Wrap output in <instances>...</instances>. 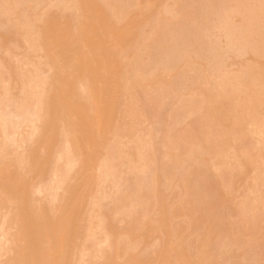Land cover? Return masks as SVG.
<instances>
[{"label": "bare ground", "instance_id": "bare-ground-1", "mask_svg": "<svg viewBox=\"0 0 264 264\" xmlns=\"http://www.w3.org/2000/svg\"><path fill=\"white\" fill-rule=\"evenodd\" d=\"M50 1V0H49ZM62 1V0H61ZM82 1V0H81ZM79 1V2H81ZM94 1V0H93ZM122 1V0H120ZM131 1V0H130ZM130 1H127L128 3ZM174 1V0H173ZM197 1V0H196ZM202 1V0H201ZM205 1V0H204ZM213 0L210 1V3L213 5L214 3H212ZM241 0H239L240 2ZM245 1V0H242V2ZM248 3H250L251 5V2H249L248 0H246ZM254 1V0H253ZM260 2L258 6H256V3L257 2ZM2 2V1H1ZM0 2V3H1ZM24 2V1H22ZM54 2V1H53ZM66 2V1H65ZM70 2V1H68ZM78 2V1H76ZM83 2H85L84 4H86L84 6L83 4V11L82 12H85L83 13L84 16L83 18L81 17H78L79 21H76L78 23H80L81 25L78 26L77 30L73 29L72 31L69 30L71 29V26L69 28L65 27V25L67 24H63V26L65 27L63 29V26L62 29H58V25H60V23H57L55 24V21L57 20H51V18H48L50 21H46L48 22L47 24H43L42 27L40 30L43 32L42 35H45L44 37H46V39L44 40V38L40 39L39 40L41 42H43L44 40V44L46 43V46H47V49H48V54L46 55H49V60H50V64L52 65V70H51V67L49 68L51 71L49 72V79L46 83V85L43 87V93H41L40 95L38 94V98L40 96V100L36 101V96L37 94H34L31 93L30 95V92L29 90L32 89V88H29V85H33V84H29L28 83H32L33 81L29 80L28 81H24L23 84L21 83H18L17 84V88L20 90H18L17 88V91L16 92H12L10 90V87H9V82L8 81V84H5V82L7 83L6 80H9V77H4L2 75V71L0 70V152H2V155L0 154V207L1 208H4L2 209V213H3V216H1V220H0V259L1 257H3L1 260H0V264H75V261L77 260L78 258V262L76 264H85L87 262H85V260L87 259H82L83 257L85 258V256H89L91 253H89L91 250H89L90 248L94 247L95 245L92 246V244H95L96 242L100 241V240H97L96 242L93 243L92 240V244L89 245V242L87 244V242L84 240V238L88 239V235H86L84 232L86 230L87 227H85V230L83 228V214L85 212L84 208H85V203H86V196L88 194V189H91L89 182L91 180L90 178V170H91V167L95 166V164L97 163L96 159L97 157L99 156V153L101 152L100 149H101V146H102V142H104V132L106 131V128H108V123H109V110H110V105H111V101L109 100H112L114 94H115V84H116V64L114 62V57L113 56H116L113 55L114 53L112 51H114L112 49V51L110 50L111 46L114 45V43H111L112 41H116L119 36H121V34H118V33H121V31L119 32L117 29H115V27L113 28L111 25L109 26L108 23L107 24H103L101 22V14L99 13V11H97L94 6V2H90L88 0H84ZM82 2V3H83ZM111 3L114 4V1H109ZM116 2L119 3V1L116 0ZM115 4H118L116 3ZM125 2V1H123ZM132 2V1H131ZM157 2V1H156ZM199 1H197L198 3ZM206 2V1H205ZM222 2V1H221ZM256 2V3H255ZM8 3V2H7ZM11 3V0L10 2ZM8 3V4H9ZM35 3V2H34ZM44 3V2H43ZM46 3V2H45ZM121 3L120 2V6H121ZM127 3V4H128ZM200 3V2H199ZM198 3V5H199ZM208 3V2H207ZM205 3V4H207ZM220 3V2H219ZM27 4V3H26ZM60 4V3H58ZM66 3H64V6ZM68 4V3H67ZM92 4V5H91ZM194 4V3H193ZM201 4V3H200ZM240 4V3H239ZM2 5V4H1ZM123 5H125L123 3ZM157 5V4H156ZM197 4L195 3V7ZM204 5V4H203ZM211 5V6H212ZM220 8L222 7L224 9V12L223 13H217V12H214V6L213 7V10H205V15L208 17V22L210 21H216L217 25H211L210 23H208L207 25H204V26H200V25H203V23L201 24V21H198L200 22V25H198L197 21L194 22L195 18L192 20V18L190 16L187 15L186 19L188 18L189 21H191V23L193 24H196L198 25L196 27V29H194V25L191 27L190 25H187L189 27H185L183 28L184 29V32H185V35L182 37V36H179V32L177 33V35L180 37L178 39V41L176 42H173V43H170L169 44V41L168 43L166 42L165 44H167V53L169 54V56L171 57L170 61L173 63L171 64V62L169 63L168 65V62H169V59L167 60L168 62H166L165 60L168 58L167 56L168 55H165L164 52H161V54L163 53V57H166L164 58L165 60L162 61L163 58H158V57H154L155 59H158V60H154L153 63H155V61H159L161 60V62H164L163 65L166 64L168 65L167 67H170L172 66L173 68L175 67L176 70H177V67H176V64L178 66V73H180L179 75L181 76V78L185 80H190V81H194V80H203V78H207V79H213L215 81H208L207 83L205 84H208L209 82V86L207 85L208 87V90L212 93V96H211V93H207V94H210V96L212 97H209L211 98L210 100H206V102H210L208 103V106L211 107V111H209V114L208 116H206V114H202V115H205L207 118H201V119H197L195 117H192V118H195L194 121L195 122H192L194 124V126L192 125V128H196L193 132L197 133V129H198V134L196 136L199 137V142H200V138L203 136L205 138H207L206 142L208 144H206L205 148L207 151H209L210 153L213 154V157H211V159L209 160V162L205 163V161H202L200 160V162H198L196 168H195V171H194V174L191 176V173H189L188 176L191 177V180L190 182H188V187H187V190H188V193H187V199L189 200L188 203V207H190L191 209L195 206L197 211H195L194 213H199V220L195 218L194 221H205V220H208L207 222L209 223L210 225V231H215L216 229L221 228L222 227V222L225 221V229L224 230H228L227 232L231 231V233L233 234V231L230 230V229H233L234 228H231L232 227V222H237L235 224V226H237V228H242L240 227V223L242 222H245L246 221H251V214L253 213V207L256 208L254 209L255 211H259L262 212L263 210H258L257 208H259L258 206L256 207L255 205L253 206L252 203V200L251 201H248L250 200L251 196L249 197V195L247 196V193H246V189L248 188H252L251 186L252 185V182L254 180V185H255V182L257 181L258 184L260 185H263L264 183V177H261L259 173V170H260V167H261V163H260V156H258L259 154L257 152L254 151L253 153V150L250 154H247L245 155L243 152L241 151H244L245 147L247 148L249 145L254 146V148L251 146V148L255 149L256 146H258V148L256 147V150H258L259 148L260 149H263L264 148V56L262 58V61H258V60H253V61H245L244 62H247L246 64L244 63V65L242 67H240V70L236 71V72H229V71H226L224 69H222V66L224 63L223 61V64L220 65V69L223 70H219L217 71V68L219 67H215L214 65H218L220 63L221 60H223V58L225 57L224 55L228 52H237V51H244V49H250L251 52L254 51L255 53L257 52L259 55L262 54L264 55V14H257V15H253V12L257 13V12H263L261 11V9L263 10L264 9V0H255L254 1V4L251 5V9H249V7L247 6L246 8H248L249 10H246L245 11V7L244 11H243V14L241 16L243 17H240V20L241 22L240 23H237L235 24L236 20L234 21V24L233 22H229L230 18L227 16V13L226 12V17L228 18H225L224 16V13L225 11L227 10L226 7H224V3H223V6H222V3L219 4ZM226 5H228L226 3ZM225 5V6H226ZM247 5V3H246ZM4 6V4H3ZM30 6V5H29ZM116 5H114L115 7ZM129 6V5H127ZM127 6H125L127 8ZM149 6V5H148ZM210 6V5H208ZM218 6V4L216 5ZM215 6V7H216ZM7 7V6H6ZM68 7V6H67ZM78 7V6H77ZM86 7V8H85ZM104 7V6H103ZM111 7V6H110ZM124 6H122L123 8ZM137 7V6H135ZM199 7H201L202 9V5H199L197 8L200 9ZM206 6H204L205 8ZM8 8V7H7ZM18 8V6H17ZM45 8V7H44ZM51 8V6H50ZM66 8V7H65ZM109 8V7H108ZM117 8V7H116ZM120 8V9H122ZM221 8V9H222ZM237 8V5L236 4H233L231 6V9H235ZM241 8V7H240ZM10 9V8H9ZM21 9V8H18L17 9V12L18 10ZM87 9V10H86ZM125 9V8H124ZM137 9V8H136ZM200 9V11H201ZM218 10L219 11H222V10ZM2 10V9H0ZM56 10V9H55ZM79 10V9H78ZM113 10V9H112ZM111 10V11H112ZM118 10V9H117ZM197 10V9H196ZM216 10V11H217ZM242 10V9H241ZM3 11V10H2ZM1 11V12H2ZM96 11V12H95ZM116 10H114L113 12H115ZM125 11V10H124ZM130 11V9H129ZM133 11V10H132ZM135 11V10H134ZM233 11V10H232ZM237 11V10H236ZM88 12V13H87ZM109 12V11H108ZM204 12V11H202ZM242 12V11H241ZM239 12V13H241ZM7 13V12H6ZM15 13V12H14ZM97 13V14H96ZM125 13V12H124ZM199 13V12H198ZM234 13V12H233ZM11 15V13H10ZM14 15V14H13ZM67 15V14H66ZM99 17H98V16ZM115 15V14H114ZM118 15V13L116 14ZM192 15V14H191ZM200 15H202L200 13ZM232 15V14H231ZM229 14V16H231ZM235 15V14H234ZM237 15V14H236ZM9 16V15H8ZM17 16V14L15 15ZM13 16V17H15ZM79 16V15H78ZM103 16V15H102ZM133 16V15H132ZM193 16V15H192ZM204 16V15H203ZM48 17V15H47ZM51 17V16H50ZM68 17V16H66ZM74 17V16H73ZM76 17V16H75ZM110 17V16H109ZM112 17V16H111ZM115 17V16H114ZM121 17V16H120ZM131 17V16H130ZM129 17V18H130ZM185 17V16H184ZM190 17V18H189ZM233 16H231L232 18ZM11 18V17H10ZM9 18V19H10ZM18 18V17H17ZM57 18V17H56ZM59 18V17H58ZM83 19V20H80ZM117 18V17H116ZM119 18V17H118ZM138 18V17H137ZM235 18V16L233 17ZM238 18V19H239ZM1 19V18H0ZM3 19V18H2ZM22 19V18H21ZM55 19V18H54ZM66 19V18H65ZM70 19V18H68ZM67 19V23L68 21L71 22L70 20ZM104 19V18H103ZM110 19V18H109ZM108 19V20H109ZM113 19V18H112ZM136 19V18H135ZM184 19V18H183ZM15 20V19H14ZM133 20V19H132ZM185 20V19H184ZM183 20V21H184ZM228 20V22H227ZM11 21V20H10ZM75 21V22H76ZM82 21V23L80 22ZM233 21V20H232ZM1 22V21H0ZM3 22V21H2ZM21 22V21H20ZM99 23H102L101 25H98L97 24ZM115 22V20H114ZM144 22V21H143ZM186 22V21H185ZM239 22V21H238ZM4 23V22H3ZM14 23V22H13ZM22 23V22H21ZM62 23V22H61ZM65 23V22H64ZM77 23V24H78ZM121 23V22H120ZM183 23V22H182ZM2 24V23H1ZM69 24V23H68ZM71 24V23H70ZM73 24V22H72ZM114 24H117L116 22ZM113 24V26H114ZM144 24V23H143ZM147 24V23H146ZM184 24V23H183ZM188 24V23H187ZM5 25V24H4ZM24 25V24H23ZM25 25H26V22H25ZM45 25V27H44ZM130 25V24H129ZM128 25V26H129ZM9 26V25H8ZM132 26V25H130ZM134 26V24H133ZM132 26V27H133ZM142 26V25H141ZM19 27H20V24H19ZM18 27V28H19ZM24 27V26H23ZM44 27V29H43ZM59 26V28H61ZM80 27V28H79ZM115 29V31L112 29ZM126 27V26H125ZM68 29V30H65V29ZM117 28V26H116ZM128 28V27H127ZM139 28V27H138ZM15 29V28H14ZM17 29V28H16ZM121 29V28H120ZM172 29V28H171ZM194 29L195 31L192 33L191 30ZM9 30V29H8ZM11 30V29H10ZM117 30V31H116ZM146 30V29H145ZM164 30V29H163ZM173 30V29H172ZM6 31V30H5ZM15 31V30H14ZM19 31V30H18ZM35 31V30H34ZM33 31V33H34ZM75 31V32H74ZM130 31V29H129ZM165 31V30H164ZM10 32V31H7V33ZM13 32V31H12ZM27 32V31H26ZM38 32V31H37ZM73 32V33H72ZM118 32V33H117ZM174 32V31H173ZM173 32L171 33V35H174ZM4 33V32H3ZM1 33V34H3ZM28 33V32H27ZM113 33H116L115 35H117L116 37H118L116 39V37H113ZM0 34V35H1ZM5 34V33H4ZM24 34V33H23ZM32 33H30L29 35H31ZM35 34V33H34ZM170 34V33H168ZM181 34H184V33H181ZM10 35V34H9ZM25 35V34H24ZM23 35V36H24ZM37 35V33H36ZM2 36H5V35H2ZM6 36H8L6 34ZM109 36V40H111V42L107 39V37ZM111 36L113 38H111ZM175 36V35H174ZM15 37V36H14ZM29 37V36H28ZM172 37V36H171ZM170 37V38H171ZM6 38V37H5ZM17 38V37H16ZM42 38V37H41ZM169 38V39H170ZM2 39V38H1ZM0 39V40H1ZM4 39V38H3ZM2 39V40H3ZM27 39V38H26ZM112 39H115V40H112ZM173 39V37H172ZM23 40V39H22ZM106 40L111 43L109 45V43H105ZM25 41V40H24ZM39 41V42H40ZM127 41V40H126ZM164 41V40H163ZM171 41V40H170ZM1 42V41H0ZM6 42V41H5ZM8 43V42H7ZM26 43V42H25ZM29 43V42H28ZM37 43V42H36ZM104 43V44H102ZM116 43V42H115ZM22 44V43H21ZM43 43H41L42 45ZM43 44V45H44ZM101 44V45H100ZM3 45V44H1ZM109 45V46H107ZM4 46V45H3ZM28 46L30 47V44H28ZM45 45L42 46V47H46ZM103 46V47H102ZM155 46H157L155 44ZM188 46V47H187ZM189 46H190V49H189ZM192 46V47H191ZM110 47V48H108ZM128 47V46H127ZM18 48V47H17ZM25 48V47H24ZM31 48V47H30ZM35 48V47H34ZM44 48L42 49V51L44 50ZM158 48V46H157ZM156 48V49H157ZM187 50H185V49ZM47 49H45V51H47ZM152 49V48H151ZM161 49V48H159ZM5 50V48H4ZM26 50V49H25ZM30 50V49H29ZM248 50V51H250ZM20 51V50H19ZM31 51V50H30ZM158 51V50H157ZM162 51V49H161ZM188 51V52H187ZM197 52L199 54H196V57L197 59H203V57H205L203 60L205 61L206 59V62L208 63L207 65L209 66V64H213L215 61L216 62H219L218 64L217 63H214V68H216V72H215V69H213L212 72L211 69L213 68H210L209 66V70L207 71V67L206 68H203L202 65L198 66L199 63L197 61V63L195 62L196 60H194V62L192 61H188L187 60V57H191V56H187L190 54V52ZM241 51V52H242ZM247 51V52H248ZM3 52V51H2ZM25 52V51H24ZM118 52V51H117ZM160 52V50L158 51V53ZM246 52V51H245ZM42 53V52H41ZM47 53V52H45ZM186 53H189V54H186ZM147 54V53H146ZM161 54H159L160 56H162ZM192 54V53H191ZM9 55V54H8ZM13 55V53H12ZM32 55V54H31ZM45 55V54H43ZM45 55V56H46ZM127 55V54H126ZM125 55V56H126ZM156 55V54H154ZM203 56V57H199V56ZM244 55V54H243ZM255 55V54H254ZM257 55V54H256ZM262 55L260 57H262ZM18 56V55H16ZM41 56V55H40ZM3 57V56H1ZM199 57V58H198ZM242 57V56H241ZM250 57V56H249ZM255 57V56H254ZM10 58V56L8 57ZM12 58V56H11ZM16 58V57H15ZM44 58V57H43ZM129 58V57H128ZM153 58V57H152ZM246 58V57H245ZM256 58V57H255ZM259 58V57H258ZM192 59V58H191ZM196 59V58H195ZM226 59V58H225ZM224 59V60H225ZM261 58H259L260 60ZM7 60V59H6ZM21 60V59H20ZM14 61V60H13ZM17 61V60H16ZM28 62V60H26ZM148 60L146 59V62ZM227 61V60H225ZM243 61V60H242ZM257 61V62H255ZM4 62V61H3ZM18 62V61H17ZM22 61H19V64L21 63ZM27 62L23 63V64H26L27 65ZM175 62V63H174ZM206 62H204L206 64ZM8 63V62H7ZM114 63V64H113ZM150 62L148 61L147 64H149ZM153 63H151V66L153 65ZM195 63V64H194ZM2 64V62H1ZM13 64V63H12ZM21 64V65H23ZM29 64V63H28ZM120 64H122L120 62ZM165 64V65H166ZM171 64V65H170ZM175 64V65H174ZM197 64V65H196ZM235 64V63H234ZM35 65V64H34ZM132 65V64H131ZM150 65V64H149ZM157 65V64H156ZM155 65V66H156ZM164 65V66H165ZM236 65V64H235ZM238 65V64H237ZM4 66V65H3ZM2 66V67H3ZM7 66V64L5 65V67ZM14 66H16L14 64ZM30 66V65H29ZM28 66V67H29ZM38 66V65H37ZM44 66V65H43ZM144 66V64H143ZM143 66H140L141 68ZM160 66V65H159ZM224 66V65H223ZM13 67V65H12ZM18 67V65H17ZM16 67V68H17ZM40 67V66H39ZM136 67V66H135ZM145 67V66H144ZM143 67V69H144ZM147 67V66H146ZM145 67V68H146ZM163 67V66H162ZM161 67V68H162ZM167 67L165 66V69H167ZM237 67V66H235ZM8 67L5 68V70L7 69ZM23 68V67H22ZM20 68H17V70L19 69H22ZM26 68V67H24ZM32 68V67H31ZM153 68V66H152ZM152 68L150 67V69L152 70ZM15 69V68H14ZM40 69V68H39ZM38 69V70H39ZM149 69V68H148ZM154 69V68H153ZM170 69V68H169ZM27 69H25L24 71L26 72ZM35 70V68H34ZM33 68L32 70H30L31 72L34 71ZM44 70V69H43ZM42 70V71H43ZM123 70V69H121ZM138 70V69H137ZM145 70V69H144ZM168 70V69H167ZM9 71V70H8ZM16 71V70H15ZM20 71V70H19ZM153 71V70H152ZM212 73H210V72ZM21 72V71H20ZM23 72V71H22ZM31 72H29L30 74H32ZM37 72V70H36ZM38 76L39 74L41 73L40 71H38ZM44 72V71H43ZM46 72V71H45ZM44 72V73H45ZM48 72V71H47ZM122 72V71H121ZM148 72V70H147ZM155 72V70L153 71ZM162 72V71H161ZM13 73V72H12ZM16 73V72H15ZM14 73V74H15ZM35 73V71H34ZM33 73L32 75V80L33 79H36L34 77H37V75H35ZM44 73H41V74H44ZM152 73V72H151ZM8 74V73H7ZM10 74V73H9ZM18 74V73H17ZM21 74V73H20ZM28 74V73H27ZM26 74V76H27ZM48 74V73H47ZM159 74V73H158ZM173 74V73H172ZM22 75V74H21ZM20 75V76H21ZM152 75V74H151ZM25 76V77H26ZM29 76V75H28ZM43 76V75H42ZM41 76V77H42ZM45 76V75H44ZM160 76V74H159ZM171 76V75H170ZM31 76H29L30 78ZM150 77V75H149ZM172 77V76H171ZM22 78V77H21ZM27 78V79H29ZM152 78V77H151ZM150 78V79H151ZM153 78H155L153 76ZM159 78V77H158ZM170 78V77H169ZM215 78V79H214ZM11 79V78H10ZM160 79V78H159ZM165 79V78H164ZM171 79V78H170ZM207 79H204L203 81H207ZM26 80V79H25ZM37 80H41L40 77H37ZM45 80V79H44ZM149 80V79H148ZM12 81V80H11ZM150 81V80H149ZM152 81V79H151ZM159 81V80H158ZM162 81V80H161ZM161 81H160V84H161ZM172 81V80H170ZM174 81V79H173ZM175 81H177L175 79ZM174 83L172 82H169L170 83V86L172 84H174L175 86V83L177 84L178 86V81ZM18 82V81H16ZM28 82V83H27ZM41 82V81H40ZM154 82V81H153ZM165 82V81H164ZM180 82V81H179ZM187 82V81H186ZM201 82V81H200ZM27 83V84H26ZM36 83V80L35 82ZM166 83V82H165ZM181 83H183V80H181ZM203 83V82H201ZM12 84V87H13V84L15 85V83H11ZM37 84H35V86L37 87ZM154 84V83H153ZM152 84V86H153ZM190 84H193V83H190ZM195 84V83H194ZM21 85H28V95L31 97V96H34L36 95L34 98H32L33 100H35L37 103L35 104V107L36 108V111L39 110V114H36L34 112H32V109H28V110H25L27 109L26 107H24L25 105L22 103V102H25V104L27 103L26 102V96H28L26 94V92L24 93L25 97H24V100H22L23 98L20 97L21 94L23 95V93L20 94V92L22 91L21 88L19 86ZM40 85V84H39ZM74 85V86H73ZM156 85V84H155ZM189 85V84H188ZM196 85V84H195ZM16 86V85H15ZM14 86V87H15ZM161 86V85H160ZM166 86V85H165ZM176 86V87H177ZM192 86V85H191ZM42 87V86H40ZM157 87V86H156ZM173 87V86H172ZM181 87V86H180ZM179 87V88H180ZM193 87V86H192ZM196 87V86H195ZM25 88V87H24ZM23 88V89H24ZM35 88V87H34ZM39 88V87H38ZM164 88V87H163ZM184 88V87H183ZM15 89V88H14ZM81 89H84L86 91V94H89V98H88V102L84 103L81 101V92L80 90ZM158 89V88H157ZM165 90H167V86L164 88ZM173 89V90H172ZM172 89H169L171 90L172 92L174 91L175 89V92H177L176 89L178 88H172ZM181 89V88H180ZM191 89V88H189ZM13 90V89H12ZM162 90V89H161ZM160 90V91H161ZM195 90V89H194ZM198 90H199V87H198ZM25 91V90H24ZM35 91V90H34ZM160 91H158L157 94L161 93ZM179 91V90H178ZM182 91V90H181ZM196 91V90H195ZM37 92V91H36ZM39 93V92H37ZM178 93V92H177ZM181 93V92H179ZM193 94L195 93L194 91L192 92ZM20 94V96L18 95ZM34 94V95H32ZM135 94V93H134ZM164 94V93H161V95ZM166 94H167V91H166ZM166 94H164V97L166 98ZM137 95V94H136ZM182 95V94H180ZM186 95V94H185ZM201 95V94H200ZM149 96V95H148ZM147 96V97H148ZM156 96V95H155ZM159 96V95H158ZM157 98L160 99L159 102H162L161 101V98L163 99V96H159ZM192 96H195V100L194 98H191V100H193L192 102H194V105H196L197 107L200 106V101L198 100V98L196 99V94L192 95ZM202 96V95H201ZM29 97V98H30ZM187 97H189L187 95ZM205 97V95H204ZM21 98V99H19ZM30 98V99H31ZM174 98V97H173ZM185 96H184V100H185ZM190 98V97H189ZM149 99V98H148ZM32 100V101H33ZM135 100V99H134ZM157 100V99H156ZM166 100V99H165ZM173 100V99H172ZM190 100V99H189ZM188 100V101H189ZM190 100V102H191ZM30 101V100H29ZM40 101V102H39ZM148 101V100H147ZM157 101V102H158ZM164 101V99H163ZM167 101V100H166ZM199 101V102H198ZM34 102V101H33ZM138 102V101H137ZM145 102V101H144ZM158 102V103H159ZM187 102V101H186ZM197 102V104L195 103ZM164 104V102H162ZM200 103V104H199ZM204 103V102H203ZM34 104V103H33ZM38 104V108H37V105ZM143 104V103H142ZM148 104V103H146ZM149 104H150V101H149ZM186 104V103H185ZM187 104H189V102H187ZM207 104V103H206ZM212 104V105H211ZM139 105V104H138ZM205 105V103L200 106L201 108ZM215 105H218V108L214 107ZM27 107L29 106H33L32 104L31 105H27ZM148 106V105H147ZM156 105H154L153 107L155 108ZM169 106V105H168ZM195 106V107H196ZM208 110L209 107L207 105H205ZM204 106V108L206 109V107ZM220 106V107H219ZM146 107V106H145ZM171 107V105H170ZM169 107V108H170ZM200 107L198 109H200ZM21 108H24L22 111H17L16 109H21ZM129 108V106H128ZM152 108V111L153 109ZM160 108H165V107H160ZM168 108V107H167ZM214 108V109H213ZM141 109V108H140ZM148 109V108H147ZM151 109V108H150ZM149 109V111H150ZM205 109H203L205 111ZM142 110V109H141ZM144 110V109H143ZM155 110H159L158 108ZM172 110V109H171ZM175 110V109H174ZM173 110V111H174ZM206 109V111H208ZM136 111V110H135ZM161 111V110H160ZM172 111V113H173ZM177 111V109H176ZM175 111V112H176ZM140 112V111H139ZM151 112V111H150ZM150 112L148 114V116L150 115ZM154 112V111H153ZM159 112V111H158ZM38 113V112H37ZM152 113V112H151ZM157 113V112H156ZM160 113V112H159ZM167 113H169L167 111ZM183 113V112H182ZM144 114V112H143ZM164 114V113H163ZM162 114V115H163ZM166 114V113H165ZM163 115L162 118H164V116L166 115ZM179 114V112H178ZM177 114V115H178ZM211 114V115H210ZM158 115V114H157ZM181 115V113H180ZM200 115V114H199ZM138 116V114H137ZM145 116V115H144ZM155 116V115H154ZM161 116V115H160ZM176 116V115H175ZM182 116V115H181ZM180 116V117H181ZM204 116V117H205ZM151 117V116H150ZM172 118H174L173 114L171 116ZM178 117V116H177ZM186 117V116H185ZM199 117V116H198ZM142 118V117H141ZM149 117H146L145 119H147ZM156 118V116H155ZM162 118L159 117V120L161 122ZM167 118V116H166ZM225 118L227 120H229V123H228V126L225 127L226 125L224 126H221V123L223 122L222 119ZM152 119V118H151ZM150 119V120H151ZM181 119H185V118H181ZM38 120H40L38 122ZM142 120V119H141ZM149 120V121H150ZM173 120V119H172ZM171 120V121H172ZM177 120V118H176ZM178 120H179V117H178ZM175 121L177 124H179L178 122L180 121ZM224 120V119H223ZM36 121L39 123L37 125ZM152 121V120H151ZM154 121V120H153ZM183 121V120H182ZM193 121V120H192ZM222 121V122H221ZM226 121V120H225ZM231 121V122H230ZM23 122H26L25 124H29L28 125V129H26V132L28 131V134L29 135V139L28 137L26 139L30 140L31 142L27 145V147L24 148L23 150V153L21 154L20 151L16 150L17 147H20L21 146V142L22 140L24 139L23 137H25L24 135V132L22 133V130H23V126H22V123ZM147 122V120H146ZM156 122V121H155ZM159 122V123H160ZM191 122V121H190ZM164 123V122H163ZM185 123V122H184ZM224 123V122H223ZM24 124V123H23ZM165 124V123H164ZM163 124V125H164ZM168 124V123H166ZM181 124V122H180ZM186 124V123H185ZM26 125V127H27ZM162 125V126H163ZM189 125V124H188ZM176 126V124H175ZM182 126V125H181ZM180 126V127H181ZM185 126V125H184ZM177 127V126H176ZM175 127V128H176ZM179 127V125H178ZM190 127V126H189ZM189 127H186L185 129L187 130V128ZM160 128V127H159ZM158 128V129H159ZM184 128V127H183ZM141 129V127H140ZM149 129V128H148ZM125 130V129H124ZM124 130L123 133H124ZM147 131V129H145ZM152 130V129H151ZM185 130V131H186ZM150 130H148L149 132ZM166 131L167 128H166ZM192 131V130H191ZM152 131H150L151 133ZM176 133H174L172 136L175 138V142L173 143L172 142V146L174 147H178L180 148L181 151H188L190 152V149H192L190 147V145L193 144V142L195 141V139H197V137L195 136V133L193 135H191L190 133H187L189 135H184V134H181L180 132V129L178 131L175 130ZM129 133V132H128ZM133 133V132H131ZM145 133V132H144ZM149 133V134H150ZM168 133V132H167ZM184 133V132H183ZM130 134V133H129ZM136 135V133H134ZM132 134V135H134ZM141 134V133H140ZM148 134V135H149ZM154 134V133H153ZM152 134V136H153ZM58 135V136H57ZM125 135V133H124ZM134 135V136H135ZM145 135V134H144ZM147 135V136H148ZM167 135V134H166ZM191 135V136H190ZM123 136L120 135V137ZM127 136V135H126ZM143 136V135H142ZM146 136V135H145ZM162 136V135H161ZM171 136V138H172ZM201 136V137H200ZM256 136V137H254ZM125 136H123L124 138ZM154 137V136H153ZM202 137V139H204ZM128 138V137H127ZM136 137H134L135 139ZM138 138V136H137ZM141 138V137H140ZM147 138V137H146ZM151 138V137H150ZM148 138V139H150ZM163 137H161L162 139ZM120 139V138H119ZM144 139V137H143ZM169 139V140H168ZM112 141V139H110ZM131 140V139H130ZM137 140V139H136ZM136 140H133V141H136ZM153 140V138L151 139ZM168 142H171V139L170 137L166 139ZM204 140V141H205ZM121 141V140H120ZM128 141V139H127ZM138 141H139V138H138ZM141 141V140H140ZM143 141V140H142ZM141 141V142H142ZM147 141V140H146ZM144 140V143L146 142ZM193 141V142H192ZM255 141V142H254ZM61 143V146L63 147V149L65 150L64 153L63 152H60L61 149H59V146L56 147L57 149H59L57 151L56 148H54L57 143ZM107 142V141H106ZM109 142V141H108ZM126 142V141H125ZM139 142L140 144H142V146L138 145L137 147V150L136 152L139 150V148L142 150V148L144 147V145H146L148 143V146H149V141L147 143H145L143 145V143ZM163 142V141H162ZM177 142V144H176ZM192 142V143H191ZM197 142V141H195ZM130 143V142H128ZM138 143V142H137ZM136 143V144H137ZM151 143V142H150ZM154 143V142H153ZM156 143V141H155ZM191 143V144H190ZM159 144V143H158ZM157 144V145H158ZM164 144V143H162ZM171 144V143H170ZM174 144V145H173ZM190 144V145H189ZM198 144V143H197ZM196 143L192 145V147L195 145H197ZM200 144V143H199ZM110 145L109 149H112L114 146L113 144H108ZM108 145H107V148H108ZM112 145V146H111ZM165 145V144H164ZM11 146V148H10ZM54 146V147H53ZM122 146H123V143H122ZM152 145H150L149 147H151ZM159 146V145H158ZM170 146V147H172ZM190 148H189V147ZM198 146V145H197ZM196 146V147H197ZM203 146V145H202ZM61 147V148H62ZM104 147V145H103ZM112 147V148H111ZM116 147V146H115ZM124 147V146H123ZM122 147V148H123ZM126 147V146H125ZM136 147V146H135ZM154 147V146H153ZM204 147V146H203ZM240 147H241V151H240ZM8 148H10L12 151L14 150L15 152L17 151L18 153H15V154H18L17 155V158L13 160V156H12V160L10 159V161L8 160L9 158L5 155L6 157V160L1 157V156H4L3 154H6L4 153V151L6 152V150H8ZM157 148V147H155ZM189 148V149H188ZM201 148V147H200ZM250 148V147H249ZM6 149V150H5ZM62 149V150H63ZM118 149V148H117ZM115 149V150H117ZM158 149V148H157ZM175 149V148H174ZM196 148L192 149V150H195ZM150 150V149H149ZM68 151V152H67ZM70 151L73 152L74 156H75V159L71 156V155H68L67 153H69ZM100 151V152H99ZM111 151H114L113 149ZM119 151V150H118ZM117 151V153H118ZM131 151V150H130ZM197 151V150H196ZM204 151V149H203ZM264 151V149H263ZM9 152V150H8ZM120 152V151H119ZM127 152V151H126ZM126 152H122V154L126 153ZM142 152V151H141ZM140 150L139 152H137V155H139L138 153H140V155L142 156L143 153H141ZM150 152V151H148ZM156 152V150H155ZM177 152V151H176ZM187 152V153H188ZM241 153H243L245 156H241ZM10 153V152H9ZM106 153V152H105ZM114 153V152H113ZM175 153V152H174ZM173 153V154H174ZM178 153V152H177ZM186 153V152H185ZM108 156H110V154L112 153H106ZM115 154L114 153V156H110V160L114 158H116L117 156L120 157V153L119 155H117L115 157ZM160 154V152H159ZM172 154V153H171ZM8 155V154H7ZM127 156V153L124 154ZM139 155V157H140ZM150 155V154H149ZM153 155V154H152ZM177 155V154H176ZM182 155V154H181ZM69 156V157H68ZM101 156V155H100ZM106 156V155H105ZM151 156V155H150ZM161 156V155H160ZM174 156V155H173ZM196 156V155H195ZM211 156V154H210ZM222 156H227V157H230L232 160L234 159H238L240 158L239 161H237V164L238 166H235V168L233 169V167L231 168V170L234 171V173H238L236 174V176H241V174H246L247 171H252V175H251V178L253 177V180L252 182L249 181L251 178H249V180H246V181H243L245 182V187L241 190H238L236 191L235 195H234V190H231L229 189V191L231 190L232 194H233V197L230 201H225L223 200L224 202H227V203H224L222 201L223 197H222V181L223 182H230V180L228 181V178H229V175H230V178L232 177H235V174L234 176H231V174H233V172L231 170H223V167L224 166V163L221 161V157ZM262 156V155H261ZM10 157V156H9ZM117 157V158H118ZM176 157V156H175ZM174 157V158H175ZM184 157V156H183ZM188 157V156H187ZM264 157V154L263 156ZM14 158H15V155H14ZM75 160L73 161L72 160ZM141 158V157H140ZM162 158V157H161ZM192 158H194L192 156ZM106 160L109 159V157L105 158ZM121 159V158H120ZM144 159V158H143ZM153 159V158H152ZM190 159V158H189ZM197 159V158H196ZM263 159V158H262ZM261 159V160H262ZM8 160V161H7ZM103 160V158L101 159ZM127 160V159H125ZM140 160V159H139ZM138 160V162H140ZM160 160V159H159ZM104 161V160H103ZM130 161V160H129ZM142 161V159H141ZM154 161V160H153ZM167 163H163L164 165L162 166V168H164L165 170H167V168H171L174 164H175V160H169L167 159ZM106 161L103 162V164L106 165V163H108V167L110 166L109 162L111 163V161H108L105 163ZM115 162V161H114ZM121 162V161H120ZM119 162V163H120ZM132 162V161H131ZM129 162V163H131ZM152 162V161H151ZM179 162V161H177ZM176 162V163H177ZM117 163V162H116ZM118 163V164H119ZM123 163V162H122ZM128 163V162H127ZM133 164H127V171H126V175H124V178H123V187L121 188V192L120 194L119 193H116L117 195L119 194L120 197H122L121 200H129V202H131V198L129 199V197H131V195L135 194V190L137 191L139 189V194L136 192L137 194V197L139 196L141 198V194L140 192L142 187L141 186H138L139 182H140V179H141V176H142V179L145 177L143 175H141L140 173H143L145 175V169H144V165L141 163V168L143 166V169L141 170H144V171H141L139 173L140 170V167H138V164L136 163V160L135 162H132ZM148 163V162H146ZM150 163V162H149ZM154 163V162H153ZM136 164L137 165V168H136ZM140 164V163H139ZM188 164V163H187ZM98 165V164H97ZM96 165V166H97ZM102 165V164H101ZM104 165V166H105ZM112 165V163H111ZM156 165V164H155ZM160 165V163H159ZM157 165V166H159ZM162 165V164H161ZM178 165V164H177ZM221 165H223L221 167ZM114 167V165H112ZM116 166V164H115ZM156 166V167H157ZM180 166V165H179ZM191 166V165H190ZM107 167V168H108ZM113 167L111 168V170L113 169ZM122 167V166H121ZM149 167V166H148ZM154 167V169L156 168ZM174 167V166H173ZM175 167H176V164H175ZM174 167V168H175ZM178 167V166H177ZM221 167V169H220ZM229 167V166H228ZM162 168H160L162 170ZM220 169V170H223V174L221 173V171L218 173L222 174L223 176L220 177V175H218L217 171L215 169ZM226 168V167H225ZM104 169V168H103ZM109 169V168H108ZM137 169V171H136ZM152 169V168H151ZM159 169V170H160ZM183 169V168H182ZM214 169V171H216L215 173H217V175L220 177V179H218L219 177L217 176L214 177V171H212ZM100 170V169H99ZM105 170V169H104ZM115 169H113V172L115 174ZM160 170V171H161ZM174 170V169H172ZM72 171V174L70 173ZM107 172H110L106 169ZM147 171V170H146ZM164 171V170H163ZM225 171L227 173H225ZM231 171V172H230ZM168 173V171H166ZM170 174L173 172V171H170ZM179 172V171H178ZM231 174H230V173ZM99 173V172H98ZM101 173H104V171ZM106 173V172H105ZM104 173V174H105ZM112 173H110L112 175ZM47 176H46V175ZM69 176L68 178L65 177L67 175ZM71 174V175H70ZM100 174V173H99ZM147 174V173H146ZM101 175V174H100ZM117 177H118V174H116ZM151 175V174H150ZM169 175V174H168ZM167 175V176H168ZM47 178H46V177ZM93 176V175H92ZM106 176V174H105ZM104 176V178H105ZM113 176V175H112ZM164 176V175H163ZM166 176V178H167ZM243 176V175H242ZM241 176V177H242ZM263 176V175H262ZM45 177V178H44ZM66 178L65 180H62V178ZM111 177V176H110ZM115 177V175H114ZM151 177V176H150ZM178 177V176H177ZM246 176H244V179H248V178H245ZM90 178V179H89ZM107 178V176H106ZM120 178V176L118 177ZM148 178V176H147ZM164 177V179H166ZM189 178V177H188ZM218 179V182H220L219 184H217V180ZM236 178V177H235ZM44 179H48V186H45L43 184V180ZM94 179V178H93ZM92 179V180H93ZM173 179V178H172ZM179 179V178H178ZM215 179V180H214ZM223 179V180H222ZM243 179V178H242ZM243 179V180H244ZM108 180V178L106 179ZM112 180H114V178H112ZM116 180V179H115ZM120 180V179H119ZM119 180L117 179V182H119ZM122 180V179H121ZM120 180V181H121ZM145 180H147L145 178ZM144 180V184L143 186L147 183L146 181ZM150 180V179H149ZM154 180V178H153ZM181 180V179H180ZM183 182H184V179H182ZM189 180V179H188ZM220 180V181H219ZM222 180V181H221ZM239 180V179H238ZM95 181V180H94ZM110 181V180H108ZM143 181V180H142ZM216 181V182H215ZM242 181V180H241ZM249 181V182H248ZM92 182V181H91ZM104 182V181H103ZM102 182V183H103ZM114 182V181H113ZM112 182V183H113ZM167 182V181H166ZM181 182V181H180ZM186 182V183H187ZM236 182V181H235ZM241 183L243 184L244 186V183ZM251 182V183H250ZM45 183V182H44ZM63 183V186L62 185H59ZM93 183V182H92ZM97 183V182H96ZM110 183V182H109ZM120 183V182H119ZM119 183H115V184H119ZM142 183V182H141ZM155 183V182H154ZM168 183V182H167ZM174 183V182H173ZM247 183L250 184V187H247ZM95 184V182H94ZM111 184V183H110ZM121 184V183H120ZM148 184H151L150 182ZM156 184V183H155ZM227 184V183H226ZM231 184V183H230ZM239 184V185H241ZM101 185V184H99ZM112 185V184H111ZM121 185V186H122ZM141 185V184H139ZM145 185V186H146ZM158 185V184H157ZM169 185V184H168ZM172 185V184H171ZM170 185V186H171ZM183 185V184H182ZM224 185V184H223ZM62 186V187H60ZM98 186V184H97ZM120 186V185H119ZM120 186V187H121ZM221 186V187H220ZM230 187L229 188H232V184L229 185ZM249 186V185H248ZM49 189H48V188ZM96 187V186H95ZM103 187V185H102ZM108 187V186H107ZM115 187V185H114ZM118 187V186H117ZM141 187V189H140ZM166 187V186H165ZM181 187V186H180ZM255 187V186H254ZM263 187V186H262ZM106 188V187H105ZM146 189V187H144ZM150 188V187H149ZM183 188V187H182ZM185 188V187H184ZM225 188V187H224ZM256 188V187H255ZM255 188H254V191H255ZM258 188V187H257ZM256 188V189H257ZM57 189L61 190L60 193L56 192ZM103 189V188H102ZM145 189L143 191H145ZM158 189H159V186H158ZM186 189V188H185ZM184 189V190H185ZM222 189V190H221ZM247 189V190H248ZM259 189V188H258ZM110 190H111V187H110ZM115 190V189H114ZM150 190V189H148ZM180 190V189H179ZM250 190V189H249ZM103 191V190H102ZM153 191V190H152ZM165 191V190H164ZM178 191V190H177ZM228 191V190H227ZM226 191V192H227ZM234 191V192H233ZM252 191V190H251ZM105 192V191H104ZM103 192V193H104ZM115 192H118V191H115ZM115 192H112V193H115ZM150 192V191H149ZM159 192V191H158ZM181 192V191H180ZM185 192V191H183ZM90 193V192H89ZM108 193V191H107ZM110 193V194H112ZM143 193V192H142ZM151 193V192H150ZM153 193V192H152ZM160 193V192H159ZM172 193V192H171ZM230 193V194H231ZM256 193V192H255ZM38 194H41V196H38ZM115 194V195H116ZM176 194V192H175ZM257 194V193H256ZM260 194V193H258ZM257 194V195H258ZM114 195V196H115ZM118 195V196H119ZM144 195V194H142ZM155 195V194H154ZM227 195V193H226ZM94 196V195H93ZM91 196V197H93ZM105 196V195H104ZM113 196V197H114ZM148 196V195H147ZM146 196V193H145V197ZM161 195H159L160 197ZM168 196V195H167ZM229 196V195H227ZM256 196V195H255ZM99 197V196H98ZM97 197V198H98ZM112 197V196H111ZM144 197V198H145ZM152 197V196H151ZM158 197V198H159ZM163 197V196H162ZM174 197V196H173ZM171 197V198H173ZM249 197V198H248ZM259 197V196H258ZM90 198V197H89ZM139 198V199H140ZM143 198V196H142ZM140 199L141 201L143 199ZM260 198V197H259ZM102 199V198H101ZM118 199V198H117ZM174 199V198H173ZM225 199V198H224ZM262 199V198H260ZM93 200H96V199H93ZM98 200V199H97ZM114 200H116L115 198H113L112 202H114ZM229 200V199H228ZM257 200V199H256ZM92 201V200H91ZM90 201V202H91ZM119 201V199L117 201H115V203H117ZM144 201L147 202L146 198L144 199ZM166 201V200H165ZM263 201V200H262ZM97 202V205H98V201H95ZM126 202V201H124ZM127 202V203H129ZM170 202V201H169ZM177 202V200H176ZM179 202V201H178ZM251 202V203H250ZM257 202V201H256ZM88 203V201H87ZM93 203V202H92ZM119 205L118 207L120 206V201L118 202ZM117 203V204H118ZM151 203V202H150ZM172 203V202H171ZM259 203V202H257ZM94 204V203H93ZM124 204V203H123ZM132 204V202H131ZM129 205L127 204L128 206H132V208L135 209V207L132 205ZM155 204V203H154ZM167 204V203H166ZM260 204V203H259ZM263 205V202L261 203ZM90 205V204H89ZM114 206L116 204H113ZM126 205V204H125ZM124 205V206H125ZM159 205V204H158ZM181 205V204H180ZM184 205V204H183ZM92 206V204H91ZM122 206V205H121ZM120 206V207H121ZM122 206L121 208L123 209ZM124 207V211L126 212V208H127V211H128V214H126L125 212V218H129L127 216H131L132 218L136 217L134 215H137L136 218H139L140 215L141 217L144 215L142 214V212L140 214H138V210H136L137 214H132L131 215V212L130 211H133L134 209H132L130 207ZM193 206V207H192ZM205 206H207L205 208ZM95 207H96V203H95ZM169 207V206H168ZM182 207V206H181ZM89 209L88 210H91L90 207H88ZM92 208V207H91ZM154 208V207H153ZM157 208V207H156ZM185 208V207H184ZM182 207V209H184ZM187 208V207H186ZM86 209V208H85ZM115 209V208H114ZM132 209V210H131ZM152 209V208H151ZM94 210V209H93ZM99 210V209H98ZM117 210L118 208L116 209V213H117ZM130 210V211H129ZM158 210V209H156ZM169 210V209H167ZM172 210V209H171ZM96 211V210H95ZM120 212L122 210H119ZM118 211V212H119ZM166 211V210H165ZM194 211V209L192 210ZM254 213H257V211ZM94 212V211H93ZM135 212V211H134ZM170 212V211H169ZM1 213V214H2ZM92 213V211H91ZM89 213V214H91ZM98 213V211H97ZM113 213V212H112ZM111 213V214H112ZM160 213V211H159ZM168 213V212H167ZM171 213V212H170ZM169 213V214H170ZM186 214H188V212H185ZM192 213V212H191ZM257 213V214H259ZM264 212L260 213L259 215L263 216ZM0 214V215H1ZM94 214V213H93ZM99 214V213H98ZM120 214V213H119ZM130 214V215H129ZM257 219H259V222L260 224L264 225V223H262L263 221L260 220V218H258L259 215H257ZM87 215V214H86ZM159 215V214H158ZM174 215V214H173ZM191 215V214H190ZM189 215V216H190ZM241 217H240V216ZM254 215V214H252ZM90 216V215H89ZM96 216V214H95ZM101 216V215H100ZM110 216V215H109ZM134 216V217H133ZM149 216V215H148ZM160 216V215H159ZM192 218H193V215H191ZM190 216V217H191ZM195 216V215H194ZM198 216V215H196ZM92 217V215H91ZM91 217H86L87 219L91 218ZM99 217V216H98ZM96 217V218H98ZM116 217V216H114ZM120 217H121V214H120ZM119 217V218H120ZM124 217V216H123ZM142 217V218H143ZM102 218V217H101ZM142 218L140 219V222L142 220ZM146 217H144L143 219H145ZM166 218V217H165ZM183 218V217H182ZM235 218V220H233ZM256 218V217H255ZM106 219V218H105ZM113 219V218H112ZM123 219V221H124ZM176 219V218H175ZM233 221H232V220ZM242 219V221H241ZM263 219H264V216H263ZM94 220V218L92 219ZM91 220V221H92ZM109 220V219H108ZM119 220V219H117ZM122 220V218H121ZM131 220V219H130ZM128 220V222L130 221ZM135 220V218H134ZM142 221V222H145V221ZM148 220V219H147ZM165 220V219H164ZM171 220V219H170ZM170 220H169V223H170ZM173 220V219H172ZM190 220H192L190 218ZM189 220V222H190ZM244 220V221H243ZM7 221V222H5ZM9 221V222H8ZM86 221V220H85ZM95 221V220H94ZM101 221V220H100ZM105 221V220H104ZM112 221V220H111ZM110 221V222H111ZM126 221V220H125ZM139 221V219H138ZM168 221V220H167ZM175 221V220H174ZM200 222H195L194 224H199L200 225ZM203 221L201 224H203ZM228 221H229V225H228ZM232 221V222H230ZM81 222V223H80ZM127 222V221H126ZM136 222V221H135ZM134 222V224H135ZM141 222V223H142ZM155 222V221H154ZM177 222V221H176ZM192 222V221H191ZM205 222L204 225L207 223ZM7 225L9 223V225L5 228L4 225L5 224ZM91 223V222H90ZM118 223V221H117ZM152 223V222H151ZM159 223V222H158ZM166 223V222H165ZM168 223V222H167ZM180 224L182 223V219H181V222H179ZM239 223V224H238ZM250 223V222H249ZM82 224V225H81ZM88 224V223H86ZM91 224H94L95 223H91ZM98 224V223H97ZM120 224V222L118 223ZM128 224V223H127ZM138 224V222H136V225ZM140 224V223H139ZM144 224V223H143ZM146 224V223H145ZM144 224V226H145ZM174 224V223H173ZM238 224V225H237ZM5 225V226H6ZM93 225V226H94ZM99 225V224H98ZM111 225V224H110ZM130 225V223H129ZM155 225V224H154ZM159 225V224H158ZM176 225V224H175ZM208 225V224H206ZM209 225H208V228H209ZM221 225V227L219 226ZM231 225V227H229ZM241 225L245 226L244 223H242ZM85 226V224H84ZM89 227V225H87ZM104 226V225H103ZM102 226V227H103ZM107 226V225H106ZM122 226V225H121ZM120 226V227H121ZM190 226V225H189ZM192 226V225H191ZM248 226V224H247ZM256 226V225H255ZM260 226V225H259ZM258 226V223H257V229H255L254 231H256V234L257 232H261L262 229H264L263 227L264 226H260L261 228H259ZM3 227L7 230H3ZM8 227L13 230L9 231ZM101 227V226H100ZM101 227V228H102ZM117 227V226H116ZM139 227V225H138ZM141 227V226H140ZM164 227V226H163ZM166 227V226H165ZM168 227V226H167ZM178 227V226H176ZM194 227V226H193ZM205 227V226H204ZM223 227H224V223H223ZM223 227L220 231H222L224 233V230H223ZM228 227V228H227ZM246 227V226H245ZM249 227V226H248ZM93 228V227H91ZM91 228H89V230H91ZM97 228V227H96ZM111 228V227H110ZM109 228V229H110ZM123 228V227H122ZM125 228V227H124ZM174 228V227H173ZM181 228V227H180ZM197 228V227H196ZM196 228H193V232L190 233L192 236H190L189 234V238L190 237H193V238H190L187 240V243L188 241H190L191 239H193L192 241L195 242V239L198 237V236H201L199 234H202V233H199L198 234V230H200L199 228H197L198 230H196ZM206 228V227H205ZM213 228V230H212ZM236 228V230H237ZM244 228V227H243ZM100 229V228H99ZM105 229V228H104ZM115 229V228H114ZM119 229V228H118ZM130 229V228H129ZM137 229V228H136ZM140 229V228H138ZM153 229V228H152ZM156 229V228H155ZM158 229V228H157ZM179 229V228H177ZM259 229V230H258ZM166 230V229H165ZM9 231V232H8ZM88 231V230H87ZM95 232H97L96 230H93ZM103 230H100L99 232H101ZM105 231V230H104ZM103 231V233H105ZM121 231V230H120ZM119 231V232H120ZM130 231L133 232V230L131 229ZM141 231V229H140ZM155 231V230H154ZM160 231V230H159ZM164 231V230H163ZM176 232V230H174ZM197 231V232H195ZM235 231V230H234ZM246 232L247 230L245 229L244 231L243 230H240V232ZM92 232V231H91ZM122 232H125V231H122ZM120 232V234L122 233ZM173 232L175 235L176 233ZM181 232V231H180ZM201 232V230H200ZM225 231V234H223V237L226 236V237H229L228 240L227 238L225 237V242L227 240L230 241L229 239L230 236H232V234L229 232V235ZM236 234H237V231H235ZM239 232V231H238ZM239 232V233H240ZM258 232V233H259ZM264 232V231H263ZM88 233V232H87ZM93 233V232H92ZM98 233V232H97ZM102 233V232H101ZM107 233V232H106ZM111 233V232H110ZM114 233V232H113ZM129 233V232H127ZM126 233V234H127ZM134 233V232H133ZM142 233V232H141ZM160 233V232H159ZM167 233V232H166ZM195 233V234H194ZM262 233V232H261ZM261 233H259L258 235L261 237ZM6 234L8 237H6ZM95 234V233H94ZM138 234V233H137ZM157 234V233H156ZM155 234V236H156ZM179 234V232H178ZM208 234V233H207ZM210 234V233H209ZM228 236H227V235ZM235 234V233H234ZM242 234V233H241ZM245 234V233H243ZM243 234H242V237H243ZM255 234V233H254ZM93 235V234H92ZM92 235H90V238L92 237ZM98 235V234H95V236ZM104 234H101V238H97L96 239H101V244H103L102 242V239L103 241H105L104 243H106L107 241L111 240L109 239L107 236H103ZM115 235V236H114ZM119 234L117 233H114L113 234V241H114V244L113 245H117V243L115 242L117 239H114L115 237H119L118 236ZM125 235V234H123ZM129 235V234H128ZM164 235V234H163ZM162 235V236H163ZM166 235V234H165ZM173 235V237L175 236ZM184 235V234H183ZM206 235V234H205ZM211 235V234H210ZM208 236V240L210 238V241L208 243H205L207 245L210 246V242L213 244L215 242H217L218 246H214L213 244V248L211 250V252L213 253H216L215 255L217 254H220L219 257H221L223 254V256H228L231 253L232 249L230 250L231 248V245L230 243L233 242V238L231 239V242L227 244H225V242L223 241V244H225V247H227L226 251L223 247V248H220V246H222L220 243H221V239L218 241V238H216L217 240L214 242L211 241V238L212 236ZM238 235V234H237ZM240 235V234H239ZM248 235V232H246V236ZM258 235H255L254 237L250 236V234L248 235V239L250 240H253L252 242H255L256 244V241L257 239L255 237H257ZM87 236V237H86ZM94 236V237H95ZM102 236L104 238H102ZM132 236V235H130ZM129 236V237H130ZM172 235H170L171 237ZM178 236V235H177ZM177 236H175L174 238H176ZM197 236V237H196ZM215 236V235H213ZM258 236V237H259ZM105 237H107V241L105 240ZM128 237V238H129ZM159 237V236H158ZM166 237V236H165ZM169 237V238H170ZM183 236H181L180 238L182 239ZM195 237V238H194ZM207 237V236H204V238ZM216 237V236H215ZM234 237V236H233ZM241 238V236H239ZM245 237V235H244ZM242 238L241 242H243V239L245 241V238ZM251 237V238H250ZM121 238V237H120ZM127 238V237H126ZM131 238V237H130ZM136 237L134 238H131L132 239H135ZM168 238V240H170ZM172 238V237H171ZM173 238V239H174ZM184 238V237H183ZM200 238V237H199ZM234 238H237L234 237ZM239 238V239H240ZM255 240H254V239ZM264 238V236H263ZM123 239V238H122ZM146 239V238H145ZM151 239V238H150ZM247 239V237H246ZM247 239V240H248ZM263 240L262 237L259 238L258 240ZM223 240V239H222ZM236 240V239H235ZM86 242L87 245L90 246V248L86 245L85 247L86 248H89V252H87V249L85 250V247H84V243ZM94 241H95V238H94ZM124 241H125V238H124ZM129 241V240H128ZM179 241V240H177ZM186 241V239H185ZM249 241V240H248ZM118 242V241H117ZM126 242V241H125ZM144 242L141 240V243ZM165 242H168L167 240H165ZM171 242V241H170ZM169 242V243H170ZM204 243L206 242L205 241H201V243ZM239 243V241H237ZM236 242V243H237ZM246 242V241H245ZM259 244H261L259 247L261 249V253L264 252V244H263V247H262V241H258ZM108 245L110 244V242H107ZM106 243V245H107ZM140 243V242H139ZM149 243V242H148ZM172 243V242H171ZM176 243V242H174ZM185 243V242H184ZM192 244V242H190ZM190 243L188 244V246H190L191 248V245ZM248 243V242H247ZM251 243V241H250ZM98 245H96V248L97 249V255H100L102 256L101 258H106L104 261L101 260V262H104L103 264H111V262H115L114 259H115V254L112 255V251L110 252V250H107L105 249V251L103 250L105 247H108V245L102 249L103 245H100V243H96ZM122 244V243H121ZM146 244V243H145ZM177 244V243H176ZM180 244L181 243V240H180ZM180 244H177L179 246V249L175 250V246L173 245V248L174 250H172L173 248L170 246L171 244H169V246L167 248L164 247V249L166 250H162V248H160L162 251H166V253H162L161 250L160 254H158L157 256L155 255L157 252H158V249H150V247L148 246V249H150V253L147 252V249H146V252L147 254H150V255H147L148 257H146L144 254L143 256H145L147 258V260L149 261H143V262H139L137 261L138 258H134V262H138L136 264H154L152 263L155 258L157 257V260H156V263L157 264H160V263H168V264H182L180 263L185 261V260H181V259H185L186 258V261L188 259V255L186 253L187 249H184L183 247L181 248L182 245ZM186 244V243H185ZM204 244V245H205ZM232 248L234 247V245L236 246L237 244H234L232 243ZM242 245L240 246H243L244 242L241 243ZM246 244V243H245ZM254 243H252L253 245ZM255 244H254V247H255ZM258 244V245H259ZM120 245V244H119ZM127 245V244H126ZM147 245V244H146ZM145 245V246H146ZM167 245V244H166ZM196 245V242L195 244ZM193 245V247H195ZM206 245V247H208ZM251 245V244H250ZM249 243L245 245L248 246V249H249ZM257 245V244H256ZM257 245V246H258ZM102 246V247H100ZM124 246V244H123ZM128 246H131L128 244ZM138 246V245H136ZM142 246V244H141ZM140 246V247H141ZM187 246V245H185ZM239 246V245H238ZM239 246V247H240ZM100 247V248H99ZM115 247V246H114ZM121 247V246H120ZM118 247V248H120ZM127 248V246H124V248ZM135 247V246H134ZM132 247V248H134ZM139 247V248H140ZM143 248L141 249L142 251L145 250V247L142 246ZM171 247V249H170ZM202 247V245H201ZM204 247V248H206ZM230 247V248H229ZM253 247L252 249V246H251V249L252 251V254L256 255L257 253L255 252H258V255L256 256H250L247 258V259H244L241 257H239L240 260H238L237 256H239L238 252H236L234 255H237L235 256L236 257V261H239L238 263H242V264H257V263H254V261H258L259 259V251H256L257 249H255ZM92 248V250L94 249ZM109 248V247H108ZM110 248H111V245H110ZM117 248V249H118ZM123 248V247H122ZM138 248V247H137ZM136 248V249H137ZM189 248V249H190ZM199 248V247H198ZM209 248V247H208ZM229 248V249H228ZM243 248V247H242ZM188 249V251H189ZM194 249V248H193ZM192 249V251H193ZM225 250V252L227 253H224V252H221V250ZM234 249V248H233ZM241 248H235L234 251H239ZM246 249V250H248ZM249 249V250H251ZM255 249V250H254ZM259 249V250H260ZM263 249V251H262ZM100 250V253H98ZM116 250V248H115ZM130 250L127 249V251ZM134 250V249H132ZM170 250V251H168ZM171 250L173 252H171ZM180 250H186L185 252H182ZM199 250V249H198ZM215 252H214V251ZM216 250L218 252H216ZM248 250V251H249ZM87 252V254H85V252ZM94 251V250H93ZM96 251V250H95ZM109 251V252H108ZM118 251V250H117ZM126 251V252H127ZM180 251V252H179ZM191 251V250H190ZM197 250H194V253L197 254L196 252ZM233 251V252H234ZM241 251V250H240ZM242 251H245L244 249H242ZM247 251H245L246 255L249 253ZM116 252V251H114ZM124 252V251H123ZM125 252V253H126ZM133 252V251H131ZM134 252H136L134 250ZM138 252H141L138 250ZM221 252V253H220ZM95 253V252H94ZM119 253V252H118ZM121 253V251H120ZM130 253V251H129ZM142 253V252H141ZM154 253V254H153ZM159 253V252H158ZM193 253V252H192ZM193 255H196L194 254ZM200 253V252H199ZM223 253V254H222ZM238 253V254H237ZM93 254V253H92ZM91 254V255H92ZM127 254V253H126ZM131 254V253H130ZM129 254V255H130ZM166 254V256L164 255ZM187 256H186V255ZM189 254V253H188ZM222 254V255H221ZM227 254V255H226ZM244 254V252L242 253ZM182 255H185L182 256ZM191 255V253L189 254V256ZM264 256V253L262 254ZM83 256V257H82ZM93 256V255H92ZM96 256V255H94ZM118 256V255H117ZM123 256H124V253H123ZM122 256V257H123ZM142 256V254H141ZM156 256V257H154ZM164 256V258H163ZM211 256H212V253H211ZM222 256V257H223ZM77 257V258H75ZM98 256L94 257V258H97ZM131 257V256H130ZM153 257V258H152ZM183 257V258H182ZM191 257H194V256H191ZM230 256L227 257V261L228 259L231 260L232 258V255L231 257L229 258ZM255 258L256 260H254L253 258ZM258 257V258H257ZM88 258V257H87ZM93 258V257H91ZM119 258V257H118ZM154 259V260H151V259ZM190 258V257H189ZM201 258V257H200ZM100 259V257H99ZM97 259V260H99ZM127 259V258H126ZM136 259V261H135ZM158 259L160 260L158 263ZM219 259V258H218ZM234 259V258H233ZM233 259L230 261V264H233L235 262H233ZM244 259V260H243ZM258 259V260H257ZM94 260V259H93ZM96 260V259H95ZM96 260V261H97ZM120 260V258H119ZM125 260V259H124ZM128 260H130L128 258ZM133 260V259H132ZM161 260H165V261H161ZM200 260V259H198ZM207 260V259H206ZM210 260V259H209ZM212 260L216 261V259L212 258ZM221 260H223L221 258ZM220 259L218 260V262L220 264H223L221 263ZM242 260V261H241ZM254 260V261H253ZM262 260V259H261ZM88 263H93L94 261H90V258L89 260H87ZM100 261V260H99ZM110 261V262H109ZM185 261V262H186ZM203 258H202V261H200L201 263L203 262ZM244 261V262H243ZM85 262V263H84ZM99 262V264L101 263ZM121 262H122V259H121ZM132 262V261H130ZM134 262H132L134 264ZM185 262H183L185 264ZM208 262H212V261H208ZM217 261L215 263H218ZM233 262V263H231ZM118 264L119 262H115V264ZM126 263V262H124ZM155 263V264H156ZM189 264H192L188 262ZM186 263V264H187ZM199 263V262H198ZM199 263V264H201ZM218 263V264H219ZM94 264H98L97 262H94ZM102 264V263H101ZM123 264V263H122ZM195 264V263H194ZM212 264V263H211ZM226 264V263H225ZM229 264V263H228ZM237 264V263H235ZM258 264H264L261 262H259Z\"/></svg>", "mask_w": 264, "mask_h": 264}, {"label": "rangeland", "instance_id": "rangeland-1", "mask_svg": "<svg viewBox=\"0 0 264 264\" xmlns=\"http://www.w3.org/2000/svg\"><path fill=\"white\" fill-rule=\"evenodd\" d=\"M2 1V2H1ZM22 1H24V2H22ZM54 1V2H53ZM66 1V2H65ZM68 1H70V2H68ZM76 1H78V2H76ZM79 1H81V0H11V3H9L10 2V0H0V9H2V10H0V34L1 33H3V34H1L0 35V39L2 38H4L3 40L1 39L0 41V70L2 71V75L4 76V77H9V80H6L7 81V83L5 82V84H8V81H10L9 82V87H10V90L13 92L14 90H16L17 91V84L18 83H21V84H23L24 83V81L26 82V81H28L29 82V80H31V81H33L32 83H28V85L29 84H33V85H29V88H32V89H30L29 90V88H28V85H21V86H19L20 87V89L23 87H25L24 89L22 88L21 90V92H20V94L21 93H23V95L21 94V96H20V94H18L20 97H22L23 99L22 100H24V93L26 92V94L28 93V90H29V92H30V95H31V93H33L34 92V94H37V96L36 95H34V94H32V95H34V96H31L32 98H34L35 96H36V101H38V100H40V96H39V98H38V94L40 95L41 93H43V87L46 85V83L45 82H47L48 81V77H49V72L52 70V65L50 64V60H49V55H46V54H48L49 52H48V49H47V46H46V43L44 44V40L46 39V37H44L45 35H42L43 33H41V32H43V30L41 31L40 29L42 28V27H40V26H42L43 24H47L48 22H46V21H50L48 18H51V20H57V21H55V24H57V23H60V25H58V29H62V27L61 26H63V24H67V25H65V27H67L68 28V26L70 25L71 26V29H69L70 28V26H69V30H73V29H75V30H77L78 28V26H80L81 24L80 23H78L77 21H79L78 19V17H81V18H83V16H84V14L83 13H85V12H82L84 9V7H83V4L85 3V2H83L84 0H82L81 2H79ZM88 1H90L91 3L92 2H94V3H92V4H94L95 6V8H97L96 10L97 11H99V13L101 14V16H100V20H101V22L103 23V24H107L108 23V25L110 26L111 24V26L114 28L115 27V29H117L119 32L121 31V33H118V34H121V36H119V38L118 37H116L117 35H115L116 33H113L114 35H113V37H116V43L114 42V41H112L111 42V40H109V36L107 37V39L111 42V43H114V45H112L111 46V48L110 47H108V48H110V50L112 51V49L114 50V51H112L114 54L113 55H115L116 54V56H113L114 57V62L115 63H117L116 64V68H117V70H116V77H117V79H116V84H115V94H114V96H113V98H112V100H109V101H111V105H110V110H109V112H110V114H109V123H108V128H106V131L104 132V142H102L103 144H102V146H101V149H100V153H99V156L97 157V159H96V161H97V163L95 164V166H93V167H91V170H90V172H91V174H90V178H91V180H90V182H89V184L90 185H92V186H90V188L91 189H88V194H87V196H86V203H85V208H84V210H85V212H84V214H83V220H81V221H83V228H84V230H85V227H87L86 228V230H85V234L86 235H88V234H90V235H92V237L90 238V235H88V239L86 238H84V240L87 242V244H88V242H89V245H91L92 244V241H93V243L94 242H96L97 240H100L101 241V239H96V237L98 238H101V234H104L103 236H107L109 239H111V240H109L107 237H105V240L107 241V239L109 240V241H107V242H110V244L108 245V243H107V245H108V247H105V245H106V243H104L105 241H103V239H102V242H103V244H101V242L100 241H98V242H96V243H100V245H103V247L102 246H100V247H102V249L105 251V249L107 248L108 250H110V252L112 251V255H114L115 253V259H114V261L115 262H119L118 264H133L132 262H134V258H138V260L137 261H139V262H143V261H146L147 260V258L146 257H148V256H146V254H147V252L148 253H150V249H152V248H154V249H160V248H162V250L164 249V247L165 248H167L168 246H169V244H171L170 246L173 248V245L175 246L174 248H175V250H176V252H177V250L179 249V247H177V246H179V245H177V244H180V240H181V243L182 244H180V245H182L181 246V248L183 247L184 249H186V248H190V246H188V244L190 243V242H192V244L190 243V245H191V248L189 249V251H188V249H187V251L186 250H180V251H182V252H185L186 251V253L188 252L189 254L191 253V255L189 256V254L187 253V255H188V259H187V261H186V258L187 257H185V255H182V256H184L185 257V259L183 258V259H181V260H185V261H183V262H185V264L188 262V260H189V262L190 263H192V264H199V263H201L200 261H202V258H203V262L201 263V264H218L219 262H218V260L220 259L221 260V258L223 259V260H221L220 262L221 263H223V264H230V261L233 259V262H235V260H236V257L235 256H237V255H234L236 252H238L237 254L239 255V256H237V258H238V260H240L239 259V257H241V259L242 258H244V259H247L248 257H249V255L250 256H256V255H258V252H255V253H257L256 255H254V254H252V252H254V251H252V249H253V247H254V244H255V242H252L253 240H250V239H248V235L250 234V236L252 237H254L255 235H258L259 233H261V237H262V239L263 240H258L259 238H261L259 235V237L257 236V237H255L256 239H257V241H256V244L258 245L259 244V242L258 241H262L261 243H262V247H263V244H264V238H263V236H264V229H262V231L261 232H257V234H256V231H254L255 229H257L258 227H257V223H258V226L260 225V226H264L263 224L261 225L260 224V222H259V219H257V216L255 215V214H257V213H259V211H257V213H254V209H256V208H254L253 207V213L252 214H254V215H252L251 214V221H246V223L245 222H242V223H244L245 224V226H243V225H241L242 223H240V227H242V228H237V226H235V224L237 223H235V222H232L233 220H235V218L232 220V221H230V222H232L231 224H232V227H231V225L229 226V227H231V228H234V230L235 231H237V234H236V232L233 230V229H230V230H232L233 231V234L231 233V231H229L231 234H232V236H230L229 235V232H227L228 230L226 229V230H224L225 229V221L224 222H222V227H223V223H224V227H223V230H224V233L222 232V231H220L221 229H222V227H221V225H219L221 228H219L218 227V229H216L215 231L213 230V228H212V230L213 231H210L211 229H210V225H209V223L207 222L208 220H205V221H203V224H201L202 223V221H201V223H200V225L199 224H197L198 222H200V221H198L199 220V213H194L195 211H197V209H196V207L194 206H192L193 208L191 209L190 207H188V203L187 202H189V200L187 199V193H188V190H187V187H188V182H190V180H191V177L190 176H188L189 175V173H191V176L194 174V171H195V168H196V166H197V164H198V162H200V160L202 159L203 161H205V163H207V162H209V160L211 159V157H213V154L212 153H210L209 151H207L206 150V148H205V146H206V144H208L207 142H206V140H207V138H205V137H203L204 139H202V137L200 138V142H199V137L198 136H196L197 134H198V129H197V133H195V132H193L195 129L194 128H192V129H190L191 127H192V125L194 126V124L192 123V122H195L194 121V119L195 118H199V119H203V118H207L206 116H208V114H209V111H211V107H209L208 106V103H210V102H206V100L208 101V100H210L213 96H212V93L208 90V87H207V85L209 86V83L208 84H205V83H207L208 81H215V80H213V79H207V78H203V80L204 79H207V81L205 80V81H203V80H194V81H190V80H185L184 81V79L183 78H181V76L179 75L180 73H178V66H177V64H176V67H177V70H176V68L174 67H172V66H170V67H167L168 65H169V63L171 62L170 61V59H171V57L169 56V54L167 53V50H168V48H167V44H165L166 42L168 43V41H169V44L170 43H173V42H176V41H178V39L180 38L179 36H184L185 35V32H184V29L183 28H185V27H189V26H187V25H190L191 27L194 25V29H196V27L198 26V25H200V22H198V21H201V24L203 23V25H200V26H204V25H207L208 23H210L212 26L213 25H217L216 23V21H210V22H208L207 20H208V17L205 15V13L207 12V11H209V10H213V7L212 6H214V12H217V13H223L224 12V9L222 8H220L219 6V4H221L222 3V6H223V3L226 5V3L228 4V5H224V7H226V11H225V13H224V17L225 18H227L226 17V12H228L229 10V12L227 13V16L230 18L229 20V22H233V24H234V21L236 20V22H235V24H237V23H240L241 22V20H242V18H241V20H240V18L238 17V16H240V17H243V16H241L242 14H243V11H244V9L248 6L249 7V9H251V5H253L254 4V1L253 0H251V1H249V2H251V5H250V3H248L246 0L245 1H243L242 2V0L239 2V0H213L212 1V3H214L213 5L210 3V1L211 0H197V1H199L198 3H199V5H202V9H201V7H199L200 9H201V11H200V9H198L197 7L199 6L198 5V3H197V1L196 0H122V1H120V0H117V1H119V3L118 2H116V0H111V1H114V4L113 3H111V2H109L110 0H88ZM123 1H125V2H123ZM127 1H130L129 3L127 2ZM157 1V2H156ZM222 1V2H221ZM9 4H8V3ZM35 2V3H34ZM44 2V3H43ZM46 2V3H45ZM83 2V3H82ZM115 2L116 3H118V4H115ZM120 2H122L121 3V6H120ZM208 2V3H207ZM220 2V3H219ZM27 3V4H26ZM58 3H60V4H58ZM64 3H66L65 5L66 6H64ZM68 3V4H67ZM123 3L125 4V5H123ZM128 3V4H127ZM194 3V4H193ZM195 3L197 4L196 6L197 7H195L194 5H195ZM205 3H207V4H205ZM240 3V4H239ZM246 3H247V5H246ZM256 3V2H255ZM259 1L256 3V6H258L259 5ZM2 4V5H1ZM3 4H4V6H3ZM91 4V5H92ZM157 4V5H156ZM204 4V5H203ZM218 4V6H216ZM233 4H236L237 5V8H235V9H231V6L233 5ZM30 5V6H29ZM86 4H84V6H85ZM114 5H116L115 7H114ZM127 5H129V6H127ZM149 5V6H148ZM208 5H210V6H208ZM212 5V6H211ZM244 6V7H242V6ZM8 8H7V7ZM17 6H18V8H21V9H19L18 10V12H17ZM50 6H51V8H50ZM68 6V7H67ZM78 6V7H77ZM104 6V7H103ZM111 6V7H110ZM122 6H124L123 8H122ZM125 6H127V8L125 7ZM135 6H137V7H135ZM204 6H206L205 8H204ZM216 6V7H215ZM45 7V8H44ZM66 7V8H65ZM109 7V8H108ZM117 7V8H116ZM241 7V8H240ZM10 8V9H9ZM86 8V7H85ZM120 8H122V9H120ZM125 8V9H124ZM137 8V9H136ZM209 10H208V9ZM217 8L220 10H222V11H219L218 12V10H217ZM244 8V9H243ZM56 9V10H55ZM79 9V10H78ZM113 9V10H112ZM118 9V10H117ZM129 9H130V11H129ZM197 9V10H196ZM242 9V10H241ZM248 8H246L245 9V11L246 10H249ZM87 10V9H86ZM112 10V11H111ZM114 10H116L115 12H113ZM125 10V11H124ZM133 10V11H132ZM135 10V11H134ZM205 10H207L206 12H205ZM217 10V11H216ZM233 10V11H232ZM237 10V11H236ZM2 11V12H1ZM109 11V12H108ZM202 11H204V12H202ZM242 11V12H241ZM250 11V10H249ZM261 11H263V12H257V13H255V12H253V15H257V14H264V9L262 10L261 9ZM7 12V13H6ZM15 12V13H14ZM96 12V11H95ZM125 12V13H124ZM199 12V13H198ZM234 12V13H233ZM239 12H241V13H239ZM10 13H11V15H10ZM88 13V12H87ZM118 13V15H116ZM200 13L202 14V15H200ZM14 14V15H13ZM17 14V16H15ZM67 14V15H66ZM97 14V13H96ZM115 14V15H114ZM186 14H188V16H190L191 18H192V20L191 21H193V19L195 18V20H194V22L195 21H197V23H198V25H196V24H193V23H191V21H189L188 20V18L186 19V17H187V15ZM193 16H192V15ZM229 14L231 15V16H235V18H231V16H229ZM235 14V15H234ZM237 14V15H236ZM241 14V15H240ZM9 15V16H8ZM47 15H48V17H47ZM79 15V16H78ZM103 15V16H102ZM133 15V16H132ZM204 15V16H203ZM244 15V14H243ZM13 16H15V17H13ZM51 16V17H50ZM66 16H68V17H66ZM74 16V17H73ZM76 16V17H75ZM98 16V15H97ZM98 16V17H99ZM110 16V17H109ZM112 16V17H111ZM115 16V17H114ZM121 16V17H120ZM131 16V17H130ZM185 16V17H184ZM11 17V18H10ZM18 17V18H17ZM57 17V18H56ZM59 17V18H58ZM117 17V18H116ZM119 17V18H118ZM130 17V18H129ZM138 17V18H137ZM189 17V18H190ZM3 18V19H2ZM10 18V19H9ZM22 18V19H21ZM55 18V19H54ZM66 18V19H65ZM68 18H70V19H68ZM80 18V20H83V19H81ZM104 18V19H103ZM110 18V19H109ZM113 18V19H112ZM136 18V19H135ZM185 20H184V19ZM239 18V19H238ZM15 19V20H14ZM67 19L68 20H70L71 22H69L68 21V23H67ZM77 21H76V20ZM109 19V20H108ZM133 19V20H132ZM228 19V18H227ZM235 19V20H234ZM11 20V21H10ZM114 20H115V22L117 23V24H114L115 22H114ZM184 20V21H183ZM233 20V21H232ZM4 23H3V22ZM22 23H21V22ZM76 21V22H75ZM144 21V22H143ZM186 21V22H185ZM239 21V22H238ZM14 22V23H13ZM25 22H26V25H25ZM62 22V23H61ZM65 22V23H64ZM72 22H73V24H72ZM81 23H82V21H80ZM121 22V23H120ZM184 24H183V23ZM227 22H228V20H227ZM2 23V24H1ZM71 23V24H70ZM78 23V24H77ZM102 23H99L98 24V22H97V24L98 25H101ZM144 23V24H143ZM147 23V24H146ZM188 23V24H187ZM5 24V25H4ZM19 24H20V27H19ZM24 24V25H23ZM113 24H114V26H113ZM132 25L133 26V24H134V26L132 27V26H130V25ZM9 25V26H8ZM129 25V26H128ZM142 25V26H141ZM195 25H196V27H195ZM238 25V24H237ZM24 26V27H23ZM59 26L61 27V28H59ZM116 26H117V28H116ZM126 26V27H125ZM19 27V28H18ZM44 27H45V25H44ZM44 27H43V29H44ZM64 26H63V29L65 28ZM111 27V28H112ZM128 27V28H127ZM139 27V28H138ZM15 28V29H14ZM17 28V29H16ZM65 29V30H68V29ZM80 28V27H79ZM112 28V29H113ZM121 28V29H120ZM173 30H172V29ZM198 28V27H197ZM9 29V30H8ZM11 29V30H10ZM115 29H113L114 31H115ZM129 29H130V31H129ZM146 29V30H145ZM165 31H164V30ZM194 29H192L191 30V32L193 33L195 30ZM6 30V31H5ZM15 30V31H14ZM19 30V31H18ZM35 30V31H34ZM116 30V31H117ZM7 31H10V32H8L7 33ZM13 31V32H12ZM28 33H27V32ZM33 31H34V33H33ZM38 31V32H37ZM174 31V32H173ZM75 32V31H74ZM173 32V34L175 35H171V33ZM179 32V36L177 35V33ZM25 35H24V34ZM30 33H32L31 35H29ZM36 33H37V35H36ZM73 33V32H72ZM168 33H170V34H168ZM181 33H184V34H181ZM6 34L8 35V36H6ZM10 34V35H9ZM2 35H5V36H2ZM24 35V36H23ZM15 36V37H14ZM29 36V37H28ZM173 37V39H172V37ZM6 37V38H5ZM17 37V38H16ZM38 37H40V39H41V41H42V39L44 38V40H43V42H41L40 40H39V38ZM42 37V38H41ZM112 36H111V38H113ZM171 37V38H170ZM27 38V39H26ZM170 38V39H169ZM23 39V40H22ZM25 40V41H24ZM112 40H115V39H112ZM127 40V41H126ZM164 40V41H163ZM171 40V41H170ZM6 41V42H5ZM40 41V42H39ZM8 42V43H7ZM26 42V43H25ZM29 42V43H28ZM37 42V43H36ZM22 43V44H21ZM41 43H43L46 47L44 48V47H42V46H44L43 44L41 45ZM106 44L107 43H109L107 40H106V42H105ZM111 43H109V45L111 44ZM1 44H3V45H1ZM28 44H30V47L28 46ZM102 44H104V43H102ZM155 44L158 46V48H157V46H155ZM101 45V44H100ZM109 45H107V46H109ZM128 46V47H127ZM18 47V48H17ZM25 47V48H24ZM35 47V48H34ZM103 47V46H102ZM188 47V46H187ZM192 47V46H191ZM4 48H5V50H4ZM44 48V50L42 51V49ZM152 48V49H151ZM157 48V49H156ZM159 48H161L162 49V51H161V49H159ZM26 49V50H25ZM31 51H30V50ZM45 49H47V51H45ZM185 49V48H184ZM189 49H190V46H189ZM20 50V51H19ZM160 50V52L158 53V51ZM185 50H187V49H185ZM248 50H250V49H244V51H242V50H240V51H237V52H228V53H226L224 56V58H223V60H221L220 61V63L219 62H214V63H219L218 65H214V63L213 64H209V66H210V68H212L211 69V71L213 70V69H215V72H216V68H214V66L215 67H219V68H217V71H219V70H221L220 68V65L221 64H223V61H224V63L225 64H223V65H221L222 66V69H224V70H226V71H229V72H236V71H238V70H240V67H242L243 65H244V63L246 64L247 62H244V60L246 61H253V60H258V61H262V58H263V56L264 55H262V54H258L257 52L255 53L254 51H252L251 52V50L250 51H248ZM3 51V52H2ZM25 51V52H24ZM118 51V52H117ZM242 51V52H241ZM246 51V52H245ZM248 51V52H247ZM42 52V53H41ZM45 52H47V53H45ZM161 52H164V54L165 55H168L167 57V59L165 60L164 58H166V57H163L164 55H163V53L161 54ZM188 52V51H187ZM190 52V54L189 53H186V54H189V55H187V56H191V57H187V60L188 61H192V62H194V60H196L195 62L197 63V61H198V63H199V65L198 66H200V65H202V63H203V65H202V67L203 68H206L208 65V63L206 62V59H205V61L203 60L205 57H203L202 55L201 56H199V55H197V56H199L200 58L201 57H203V59H197V57H196V54H199V53H197V52H191V51H189ZM12 53H13V55H12ZM147 53V54H146ZM192 53V54H191ZM9 54V55H8ZM32 54V55H31ZM43 54H45V55H43ZM127 54V55H126ZM154 54H156V55H154ZM159 54H161L162 56H160ZM244 54V55H243ZM255 54V55H254ZM257 54V55H256ZM16 55H18V56H16ZM41 55V56H40ZM126 55V56H125ZM262 55V57H260ZM1 56H3V57H1ZM10 56V58H8ZM11 56H12V58H11ZM242 56V57H241ZM250 56V57H249ZM256 58H255V57ZM16 57V58H15ZM44 57V58H43ZM129 57V58H128ZM153 57V58H152ZM156 57H158L159 59L160 58H163L162 59V61L163 60H165L166 62H168L167 60L169 59V62H168V65L166 64V62H165V66L167 67V69H165V66L163 65V63L164 62H161V60H159L158 62L157 61H155V63H153L154 62V60H158V59H155ZM198 57V58H199ZM246 57V58H245ZM261 58L260 60H259V58ZM192 58V59H191ZM196 58V59H195ZM226 58V59H225ZM7 59V60H6ZM21 59V60H20ZM146 59L150 62L149 64H147V62H146ZM227 60V61H225V60ZM264 59V58H263ZM14 60V61H13ZM18 62H17V61ZM26 60H28V62L26 61ZM172 60V59H171ZM243 60V61H242ZM4 61V62H3ZM19 61H22L20 64H19ZM250 61V62H251ZM1 62H2V64H1ZM8 62V63H7ZM25 62H27V65L26 64H23V63H25ZM120 62L122 63V64H120ZM204 62H206V64L204 63ZM255 62H257V61H255ZM13 63V64H12ZM29 63V64H28ZM151 63H153V68H152V66H151ZM175 63V62H174ZM197 63V64H198ZM236 65H235V64ZM7 64V66L6 67H8L6 70H5V65ZM14 64L16 65V66H14ZM21 64H23V65H21ZM35 64V65H34ZM114 64V63H113ZM132 64V65H131ZM143 64H144V66L146 67H144L143 66ZM157 64V65H156ZM171 64H173L172 62H171ZM170 64V65H171ZM195 64V63H194ZM196 64V65H197ZM238 64V65H237ZM4 65V66H3ZM12 65H13V67H12ZM17 65H18V67H17ZM30 65V66H29ZM38 65V66H37ZM44 65V66H43ZM156 65V66H155ZM160 65V66H159ZM175 65V64H174ZM214 65V66H213ZM3 66V67H2ZM19 66H20V68H22V69H19V70H17V68H19ZM29 66V67H28ZM40 66V67H39ZM136 66V67H135ZM140 66H143L144 67V69H143V67L141 68ZM163 66V67H162ZM206 66V67H205ZM209 66L207 67V71L210 69L209 68ZM235 66H237V67H235ZM17 67V68H16ZM24 67H26V68H24ZM33 68V70H34V68H35V73H34V71H30V70H32V68ZM51 67V70L49 69ZM150 67L152 68V70L154 71L155 70V72H153L151 69H150ZM162 67V68H161ZM201 67V66H200ZM15 68V69H14ZM40 68V69H39ZM149 68V69H148ZM170 68V69H169ZM209 68V69H208ZM25 69H27L26 70V72L24 71ZM39 69V70H38ZM44 69V70H43ZM121 69H123V70H121ZM138 69V70H137ZM9 70V71H8ZM16 70V71H15ZM36 70H37V72H36ZM45 72H43V71ZM147 70H148V72H147ZM23 71V72H22ZM38 71H40L41 73H44V74H39V76H38ZM48 71V72H47ZM122 71V72H121ZM162 71V72H161ZM221 71H223V70H221ZM13 72V73H12ZM16 72V73H15ZM29 72H31L32 74H30ZM152 72V73H151ZM210 72V71H209ZM212 72H214V71H212ZM212 72H210V73H212ZM8 73V74H7ZM10 73V74H9ZM15 73V74H14ZM18 73V74H17ZM22 75H21V74ZM28 73V74H27ZM33 73L35 74V75H37V77H40V79L41 80H37V77H34V78H36V79H33L32 80V75H33ZM48 73V74H47ZM160 74V76H159V74ZM173 73V74H172ZM26 74H27V76H26ZM152 74V75H151ZM21 75V76H20ZM31 76L30 78H29V76ZM43 75V76H42ZM45 75V76H44ZM149 75H150V77H149ZM172 77H171V76ZM26 76V77H25ZM42 76V77H41ZM153 76L155 77V78H153ZM22 77V78H21ZM152 77V78H151ZM160 79H159V78ZM171 79H170V78ZM11 78V79H10ZM27 78H29V79H27ZM152 79V81H151V79ZM165 78V79H164ZM26 79V80H25ZM45 79V80H44ZM150 81H149V80ZM173 79H174V81H175V79L178 81H175V82H177L178 83V86H177V84L175 83V86H174V84H172L171 86H170V83L169 82H173L174 83V81H173ZM215 79V78H214ZM12 80V81H11ZM35 80H36V83H38L37 84V87L35 86V84L36 83H34L35 82ZM47 80V81H46ZM159 80V81H158ZM162 80V81H161ZM170 80H172V81H170ZM181 80H183V83L184 84H182L181 83ZM16 81H18V82H16ZM41 81V82H40ZM154 81V82H153ZM160 81H161V84H160ZM166 83H165V82ZM180 81V82H179ZM187 81V82H186ZM203 82V83H201V82ZM11 83H15V85L13 84V87H12V84ZM26 83V84H27ZM154 83V84H153ZM190 83H193V84H190ZM196 85H195V84ZM40 84V85H39ZM152 84H153V86H152ZM156 84V85H155ZM189 84V85H188ZM19 85V84H18ZM161 85V86H160ZM167 86V90H165L164 88ZM193 87H192V86ZM15 86V87H14ZM40 86H42V87H40ZM74 86V85H73ZM157 86V87H156ZM173 86V87H172ZM177 86V87H176ZM181 86V87H180ZM196 86V87H195ZM35 87V88H34ZM39 87V88H38ZM164 87V88H163ZM178 88V89H176L177 90V92H175V89H174V91L172 92L171 90H169V89H172V88ZM181 89H180V88ZM184 87V88H183ZM198 87H199V90H198ZM15 88V89H14ZM17 88V89H16ZM158 88V89H157ZM189 88H191V89H189ZM13 89V90H12ZM28 89V90H27ZM162 89V90H161ZM196 91H195V90ZM19 90V89H18ZM25 90V91H24ZM35 90V91H34ZM161 90V91H160ZM173 90V89H172ZM179 90V91H178ZM182 90V91H181ZM211 93V96H210V94H207V93H209L208 91ZM16 91H14V92H16ZM20 91V90H19ZM39 92V93H37V92ZM158 91H160L161 93H164V94H166V91H167V94H166V98L164 97V94H162L161 95V93H159V94H157L158 93ZM195 92L194 94H196V99L198 98V100L200 101V106H202L204 103H205V105H207L208 107H209V109L210 110H208V108L206 107V109L208 110V111H206V109L204 108V106L201 108L200 106H196V105H194V102H192L193 100H191V98H194V100H195V96H192V95H194L192 92ZM80 92H81V101L82 102H84V103H86V102H88V98H89V94H86V91L84 90V89H81L80 90ZM179 92H181V93H179ZM135 93V94H134ZM137 94V95H136ZM180 94H182V95H180ZM186 94V95H185ZM202 96H201V95ZM28 95V94H27ZM149 95V96H148ZM156 95V96H155ZM163 96V99H164V101H163V99L161 98V101L162 102H164V104L162 103V102H159L160 101V99L159 98H157V96ZM187 95L190 97H187ZM204 95H205V97H204ZM24 96V97H23ZM148 96V97H147ZM158 96V97H159ZM184 96L186 97L185 98V100H184ZM30 96L28 95V96H26V104L27 105H33V106H29V107H27L26 106V104H25V102H22L25 106L24 107H26L27 109H25V110H28V109H32V112H34V113H36V114H39V110L38 111H36V108H34L35 107V104L37 103L35 100H33L31 97V99L29 98ZM174 97V98H173ZM209 97H211V98H209ZM149 98V99H148ZM19 99H21V98H19ZM135 99V100H134ZM157 99V100H156ZM167 101H166V100ZM173 99V100H172ZM191 100V102H190V100ZM30 100V101H29ZM34 102H33V101ZM148 100V101H147ZM159 100V101H158ZM189 100V101H188ZM41 101V100H40ZM39 101V102H40ZM138 101V102H137ZM145 101V102H144ZM149 101H150V104H149ZM159 103H158V102ZM189 102V104H187V102ZM198 101V102H199ZM211 101V100H210ZM204 102V103H203ZM34 103V104H33ZM143 103V104H142ZM146 103H148V104H146ZM186 103V104H185ZM196 104H197V102H195ZM207 103V104H206ZM139 104V105H138ZM148 105V106H147ZM154 105H156L155 106V108L157 109H159V110H155V108L153 107ZM169 105V106H168ZM170 105H171V107H170ZM198 105V104H197ZM212 105V104H211ZM37 106V108L39 107L38 106V104L36 105ZM128 106H129V108H128ZM146 106V107H145ZM196 106V107H195ZM160 107H165V108H160ZM168 107V108H167ZM170 107V108H169ZM200 107V109H198ZM215 108L217 107L218 108V105H215L214 106ZM220 107V106H219ZM142 110H141V109ZM148 108V109H147ZM151 108V109H150ZM152 108H154L153 109V111H152ZM24 108H21L20 110L19 109H16L17 111H22ZM30 109V110H31ZM144 109V110H143ZM149 109H150V111L152 112H150L149 111ZM172 109V110H171ZM175 109V110H174ZM176 109H177V111H176ZM203 109H205V111L203 110ZM214 109V108H213ZM136 110V111H135ZM161 110V111H160ZM174 110V111H173ZM140 111V112H139ZM160 113H159V112ZM167 111L169 112V113H167ZM172 111H173V113H172ZM176 111V112H175ZM38 112V113H37ZM143 112H144V114H143ZM149 112H150V115L148 116V114H149ZM157 112V113H156ZM178 112H179V114H178ZM183 112V113H182ZM167 116V118H166V116H164V118H162L163 117V115L164 114ZM180 113H181V115H180ZM137 114H138V116H137ZM158 114V115H157ZM163 114V115H162ZM172 114H173V116H174V118H172L171 116H172ZM178 114V115H177ZM200 114V115H199ZM202 114H206V116L205 115H202ZM145 115V116H144ZM156 116V118H155V116ZM161 115V116H160ZM176 115V116H175ZM211 115V114H210ZM151 116V117H150ZM179 117V120H178V117ZM181 116V117H180ZM186 116V117H185ZM195 117V118H192V117ZM199 116V117H198ZM205 116V117H204ZM142 117V118H141ZM146 117H149V118H147V119H145ZM159 117L160 118H162V120H161V122L160 121H158L159 120ZM185 118V119H181V118ZM152 118V119H151ZM176 118H177V120L178 121H180L181 122V124H180V122H178L179 124H177L175 121H177L176 120ZM142 119V120H141ZM152 121H151V120ZM173 119V120H172ZM224 119V120H223ZM222 119V121L224 122H222L221 123V126H224V125H226L225 127H227L228 126V123H229V120H227V119H225V118H223ZM146 120H147V122H146ZM150 120V121H149ZM154 120V121H153ZM172 120V121H171ZM183 120V121H182ZM193 120V121H192ZM226 120V121H225ZM40 120H38V122H39ZM156 121V122H155ZM191 121V122H190ZM37 121H36V123H37V125L39 124ZM160 122V123H159ZM165 124H164V123ZM186 124H185V123ZM231 122V121H230ZM24 123V124H23ZM22 123V126H23V130H22V133L24 132V135H25V137H23L24 139L22 140V142L20 143L21 144V146L20 147H17V149L16 150H18V151H20V153L22 154L23 153V150H24V148L25 147H27V145L31 142L30 140H28L29 139V135H27L26 136V134H28V131L26 132V129H28V125L27 124H25L26 122H23ZM166 123H168V124H166ZM164 124V125H163ZM175 124H176V126H175ZM189 124V125H188ZM26 125H27V127H26ZM163 125V126H162ZM178 125H179V127H178ZM182 125V126H181ZM185 125V126H184ZM181 126V127H180ZM190 126V127H189ZM140 127H141V129H140ZM160 127V128H159ZM176 127V128H175ZM184 127V128H183ZM186 127H189V128H187V130L185 129ZM149 128V129H148ZM159 128V129H158ZM166 128H167V130L168 131H166ZM125 129V130H124ZM145 129H147V131L145 130ZM152 129V130H151ZM180 129V132H181V134H184L185 136L186 135H189V134H187V133H190L191 135H193L194 133H195V136L197 137V139H195V141H197V142H193V144H197V145H195V147L193 146L192 147V145H190V147L192 148V149H194V148H196L195 150H192V149H190V152H188V151H181L180 150V148H178L177 146L176 147H174V146H172V142L174 143L175 142V138L172 136L174 133H176L175 132V130L176 131H178ZM122 130H124V133H125V135H124V133H123V131ZM148 130H150V131H152L151 133H150V131L148 132ZM186 130V131H185ZM192 130V131H191ZM130 134H129V133ZM131 132H133V133H131ZM145 132V133H144ZM168 132V133H167ZM184 132V133H183ZM26 133V134H25ZM134 133H136V135L134 134ZM141 133V134H140ZM150 133V134H149ZM154 133V134H153ZM123 134V136H125L124 138H123V136H121L120 137V135H122ZM132 134H134V135H132ZM146 136H145V135ZM149 134V135H148ZM152 134H153V136H152ZM167 134V135H166ZM127 135V136H126ZM143 135V136H142ZM148 135V136H147ZM162 135V136H161ZM190 135V136H191ZM58 136V135H57ZM137 136H138V138H139V141H138V138H137ZM171 136H172V138H171ZM194 136V135H193ZM28 137V139H26ZM128 137V138H127ZM134 137H136L135 139H134ZM141 137V138H140ZM143 137H144V139H143ZM147 137V138H146ZM151 137V138H150ZM161 137H163L162 139H161ZM170 137V139H171V142H168L166 139L167 138H169ZM254 137H256V136H254ZM120 138V139H119ZM148 138H150V139H148ZM153 138V140H151ZM110 139H112V141L110 140ZM127 139H128V141H127ZM131 139V140H130ZM137 139V140H136ZM206 139V140H205ZM121 140V141H120ZM133 140H136V141H133ZM142 142H141V141ZM144 140L146 141L145 143H147L148 141H149V146L150 145H152L151 147L152 148H150L149 146H148V143L146 144V145H144L145 143H144ZM169 140V139H168ZM205 140V141H204ZM107 141V142H106ZM109 141V142H108ZM126 141V142H125ZM155 141H156V143H155ZM163 141V142H162ZM128 142H130V143H128ZM138 142V143H137ZM139 142H141V143H143V145H144V147L142 148V150L139 148V150H140V152L141 153H143V151H144V153H143V155L141 156L140 155V153H138L139 155H140V157H139V155H137V152H139V150L136 152V150H137V146L139 145H141L142 146V144H140ZM151 142V143H150ZM154 142V143H153ZM255 142V141H254ZM113 144V150L114 151H111L112 149H109V147H110V145H108V144ZM122 143H123V146H122ZM137 143V144H136ZM159 143V144H158ZM162 143H164V144H162ZM171 143V144H170ZM200 143V144H199ZM159 146H158V145ZM176 144H177V142H176ZM103 145H104V147H103ZM107 145H108V148H107ZM174 145V144H173ZM204 147H203V146ZM59 146V149H61V151L60 152H63L64 153V149H63V147L61 146V143L59 142V143H57V145L54 147V148H56V147H58ZM112 146V145H111ZM116 146V147H115ZM126 146V147H125ZM136 146V147H135ZM154 146V147H153ZM170 146H172V147H170ZM197 146V147H196ZM252 146V145H251ZM251 146L249 145L247 148L245 147V149H244V151H241V147H240V151L241 152H245L244 154L245 155H247V154H249V152H250V154H251V152H252V150H253V153H254V151L255 152H257L259 155L258 156H260V158L262 159H260V163H261V167H260V170H259V173H261L260 174V176L261 177H264V157H262L263 156V154H264V151H263V149H258V150H256V147L258 148V146H256L255 147V149H253L254 148V146L255 145H253L252 147L253 148H251ZM62 147V148H61ZM123 147V148H122ZM155 147H157V148H155ZM189 147V146H188ZM189 147V148H190ZM201 147V148H200ZM250 147V148H249ZM2 148V147H1ZM0 148V149H1ZM10 148H11V146H10ZM10 148H8V150H9V152H8V150H6V152L4 151V153H6V154H3L4 156H1V157H3L5 160H6V157H5V155L9 158L8 160L10 161V159L12 160V156H13V160L14 159H16L17 158V155L19 154L17 151L15 152L14 150L12 151ZM118 148V149H117ZM175 148V149H174ZM188 148V149H189ZM57 149V148H56ZM59 149H57V151L59 150ZM63 149V150H62ZM115 149H117V150H115ZM150 149V150H149ZM203 149H204V151H203ZM120 152H119V151ZM131 150V151H130ZM155 150H156V152H155ZM197 150V151H196ZM117 151H118V153H117ZM127 151V152H126ZM148 151H150V152H148ZM178 153H177V152ZM68 152V151H67ZM108 152V153H112V154H110V156L112 155V156H114V153H116L115 154V157L117 156V155H119V153H120V157H116V158H114L113 157V159L112 160H110V156H108L106 153ZM114 152V153H113ZM122 152H126L127 153V156L126 155H124V154H126V153H124V154H122ZM159 152H160V154H159ZM175 152V153H174ZM186 152V153H185ZM188 152V153H187ZM240 152V154H241V156L243 155V156H245L243 153H241ZM15 153H18V154H15ZM172 153V154H171ZM174 153V154H173ZM247 153V154H246ZM0 154L2 155V152H0ZM8 154V155H7ZM68 155H71L74 159H75V156H74V154H73V152L72 151H70L69 153H67ZM151 156H150V155ZM153 154V155H152ZM177 154V155H176ZM182 154V155H181ZM210 154H211V156H210ZM14 155H15V158H14ZM101 155V156H100ZM106 155V156H105ZM161 155V156H160ZM174 155V156H173ZM196 155V156H195ZM262 155V156H261ZM10 156V157H9ZM176 156V157H175ZM184 156V157H183ZM188 156V157H187ZM192 156L194 157V158H192ZM242 156V157H243ZM69 157V156H68ZM107 157H109V159H107L108 161H111V163H112V165H114V167L111 165V163L109 162V164H110V166L108 167V163H106L107 162V160L105 159V158H107ZM162 157V158H161ZM175 157V158H174ZM73 158H72V160H73ZM103 158V160L104 161H106L105 163H106V165L105 164H103V160H101ZM121 158V159H120ZM144 158V159H143ZM153 158V159H152ZM190 158V159H189ZM197 158V159H196ZM210 158V159H209ZM125 159H127V160H125ZM140 159V160H139ZM141 159H142V161H141ZM160 159V160H159ZM167 159H169V160H175L176 162L177 161H179V162H175V164H176V167H175V164L171 167V168H167V170H165L164 168H162V166L165 164V163H167L168 161H167ZM200 159V160H199ZM7 160V161H8ZM130 160V161H129ZM135 160H136V163L138 164V167H140L141 166V163L144 165V169H145V172L147 173H145V175L143 174V173H140L141 171H144V170H141V169H143V166H142V168L140 167V169H138V170H140L139 171V173L141 174V175H143V176H145L143 179H142V176H141V179H140V182H139V184H141V185H139L138 184V186H141L142 187V189H141V187H140V189H141V191L143 192H140V196H141V198H142V196H143V200L141 201L140 199V197L138 196L137 197V194H136V192L137 191H139V189L136 191L135 190V194H133V195H131V197H129V199L131 200V202H132V204H133V206L135 207V209L134 208H132V206H128L127 204H131V202H129V200L127 199V200H121L122 199V197H120V192H121V188L123 187V178H124V175H126V171H127V169H128V167H127V164L129 165V164H133L132 162H135ZM138 160L140 161V162H138ZM154 160V161H153ZM201 160V161H202ZM239 160H240V158H239ZM238 159H234V160H232L230 157H227V156H222L221 157V161L224 163V166L226 167H223V170H231V168L233 167V169L235 168V166H238V164H237V161H239ZM73 161H75V160H73ZM115 161V162H114ZM121 161V162H120ZM132 161V162H131ZM152 161V162H151ZM207 161V162H206ZM117 162V163H116ZM120 162V163H119ZM123 162V163H122ZM128 162V163H127ZM129 162H131V163H129ZM146 162H148V163H146ZM150 162V163H149ZM154 162V163H153ZM119 163V164H118ZM140 163V164H139ZM159 163H160V165H159ZM164 163V164H163ZM188 163V164H187ZM98 164V165H97ZM102 164V165H101ZM115 164H116V166H115ZM156 164V165H155ZM162 164V165H161ZM178 164V165H177ZM97 165V166H96ZM105 165V166H104ZM134 165H136V164H134ZM157 165H159V166H157ZM180 165V166H179ZM191 165V166H190ZM233 165V166H232ZM122 166V167H121ZM149 166V167H148ZM157 166V167H156ZM178 166V167H177ZM223 165H221V167H222ZM229 166V167H228ZM230 166H231V168H230ZM109 169H108V168ZM113 167V169H115L114 171H115V174L114 173H112L113 172V169L111 170V168ZM127 169H126V168ZM154 167H156L155 169H154ZM221 167H220V169H221ZM105 170H104V169ZM136 168H137V165H136ZM152 168V169H151ZM160 168H162V170L160 169ZM183 168V169H182ZM100 169V170H99ZM106 169L108 170V171H110V172H107L106 171ZM161 171H160V170ZM172 169H174V170H172ZM220 169H215L216 171H217V173H218V171L220 172L221 171V173L223 172V170H220ZM147 170V171H146ZM164 170V171H163ZM169 170L170 171H173L171 174H170V172H169ZM101 171L103 172L104 171V173L106 174V176H107V178H108V180H110V181H108V180H106L107 178H106V176H105V174L104 173H101ZM136 171H137V169H136ZM166 171H168V173L166 172ZM179 171V172H178ZM212 171H214V169L212 170ZM216 171H214L213 173V175H214V177H216L217 178V176L218 175H220L219 173H218V175H217V173H215ZM233 172V174H231L230 172ZM229 173L231 174V176H234V171L233 170H231ZM101 174H99V173ZM71 174H72V171L70 172ZM110 173H112V175L110 174ZM225 173H227L226 171H225ZM252 171H247L246 172V174H241L240 173V175L242 176H236V174H238V173H236L235 174V177H232V178H230V175H229V178H228V181L230 180V182H223L222 180V184L220 183V182H218V179H220V177L221 176H223L222 174L220 175V177L218 178V179H216L217 180V184H221L222 185V197H223V199H222V201L223 200H225V201H230L231 202V200H233L232 199V197H233V194L231 193L232 191L231 190H234L235 191V189H237L238 188V190H241V189H243L244 187H245V182H243V181H246V180H249V178H251V175H252ZM70 174V175H71ZM116 174H118V177L120 176V178H118L117 177V175ZM151 174V175H150ZM169 174V175H168ZM46 175V174H45ZM67 175V174H66ZM69 175V174H68ZM65 176V177H69V176ZM93 175V176H92ZM114 175H115V177H114ZM164 175V176H163ZM168 175V176H167ZM254 175V174H253ZM252 175V176H253ZM263 175V176H262ZM47 176V175H46ZM45 176V177H46ZM104 176H105V178H104ZM111 176V177H110ZM147 176H148V178H147ZM151 176V177H150ZM166 176H167V178H166ZM178 176V177H177ZM244 176H246L245 178H248V179H244ZM44 177V178H45ZM62 178V180H65L66 178ZM164 177L166 178V179H164ZM189 177V178H188ZM47 178V177H46ZM89 178V179H90ZM94 178V179H93ZM112 178H114V180H112ZM145 178L147 179V180H145ZM153 178H154V180H153ZM173 178V179H172ZM179 178V179H178ZM222 178V177H221ZM244 180H243V179ZM93 179V180H92ZM116 179V180H115ZM117 179L119 180V182L121 183H119V182H117ZM150 179V180H149ZM181 179V180H180ZM182 179H184V182H183V180ZM189 179V180H188ZM214 179V180H215ZM239 179V180H238ZM67 180V179H66ZM95 180V181H94ZM143 180V181H142ZM144 180L146 181V183H147V185L145 186H143V184L145 183L144 182ZM242 180V181H241ZM252 180H253V177L249 180V181H251L252 182ZM255 180V179H254ZM254 180H253V182H254ZM93 183H92V182ZM104 181V182H103ZM114 181V182H113ZM168 183H167V182ZM181 181V182H180ZM188 181V182H187ZM220 181V180H219ZM236 181V182H235ZM248 181V182H249ZM45 182V183H44ZM94 182H95V184H94ZM97 182V183H96ZM103 182V183H102ZM112 184H110V183ZM113 182V183H112ZM142 182V183H141ZM144 182V183H143ZM151 183V184H148V183ZM156 184H155V183ZM174 182V183H173ZM187 182V183H186ZM244 183V186H243V184H241V183ZM247 182V181H246ZM250 182V183H251ZM252 182V185L253 186H251L252 188H247L246 189V187H245V189H246V193H247V196L249 195V197L251 196V198H250V200H248V201H251L252 200V203L251 204H253V206L255 205L256 207L258 206L259 208H257L258 210H263L262 212H264V183H263V185H260V184H258L257 183V181L255 182V185H254V183ZM115 183H119L118 185L117 184H115ZM232 184V188H229L230 186L229 185H231ZM43 184L45 185V186H48V179H44L43 180ZM97 184H98V186H97ZM99 184H101V185H99ZM158 184V185H157ZM169 184V185H168ZM172 184V185H171ZM183 184V185H182ZM224 184V185H223ZM239 184H241V185H239ZM59 185H62L63 186V183H61V184H59ZM102 185H103V187H102ZM114 185H115V187H114ZM121 187H120V186ZM171 185V186H170ZM249 185V186H248ZM62 186H60V187H62ZM96 186V187H95ZM108 186V187H107ZM118 186V187H117ZM158 186H159V189H158ZM166 186V187H165ZM181 186V187H180ZM257 188H255V187ZM263 186V187H262ZM106 187V188H105ZM110 187H111V190H110ZM144 187H146V189L144 188ZM150 187V188H149ZM183 187V188H182ZM186 189H185V188ZM221 187V186H220ZM225 187V188H224ZM247 187H250V184L249 183H247ZM48 188V187H47ZM103 188V189H102ZM254 188H255V191H254ZM49 189V188H48ZM115 189V190H114ZM145 189V191H143ZM148 189H150V190H148ZM180 189V190H179ZM185 189V190H184ZM229 189H231L230 191H229ZM103 190V191H102ZM153 190V191H152ZM165 190V191H164ZM178 190V191H177ZM228 190V191H227ZM238 190H236V191H238ZM252 190V191H251ZM60 189L58 190L57 189V193L59 192L60 193ZM105 191V192H104ZM107 191H108V193H107ZM115 191H118V192H115ZM151 193H150V192ZM160 193H159V192ZM181 191V192H180ZM183 191H185V192H183ZM227 191V192H226ZM233 191V192H234ZM236 191L234 192V195H235V193H236ZM90 192V193H89ZM104 192V193H103ZM112 192H115V193H112ZM153 192V193H152ZM172 192V193H171ZM175 192H176V194H175ZM258 194V193H260V194H256V193ZM110 193H112V194H110ZM116 193H119L118 195L116 194ZM138 194H139V192H137ZM145 193H146V196L147 197H145ZM226 193H227V195H229V196H227L226 195ZM231 193V194H230ZM116 194V195H115ZM142 194H144V195H142ZM155 194V195H154ZM94 195V196H93ZM105 195V196H104ZM115 195V196H114ZM159 195H161L160 197H159ZM168 195V196H167ZM256 195V196H255ZM38 196H41V194H38ZM91 196H93V197H91ZM99 196V197H98ZM112 196V197H111ZM114 196V197H113ZM152 196V197H151ZM163 196V197H162ZM174 196V197H173ZM260 198H262V199H260ZM90 197V198H89ZM98 197V198H97ZM146 198V200H147V202L146 201H144V199ZM159 197V198H158ZM171 197H173V198H171ZM248 197V198H249ZM102 198V199H101ZM113 198H115L116 200H114V202H112V200H113ZM119 199V201H120V203H122V204H120V206L122 205V206H124L125 204V206L127 207H129V209H130V207L132 208V209H134L133 211H130L131 212V215L132 214H135L137 211L136 210H138V214H140L141 212H142V214L144 215V217H146L145 219L146 220H144L142 217H141V215H140V217L139 218H136L137 217V215H134V216H136V217H134L135 218V220H134V218H132L131 216H127V217H129V218H126V219H124L126 216H125V213L126 214H128V211H127V208H126V212L124 211L125 209H124V207H123V209L119 206L118 207V205H119V201L117 202V203H115V201H117L118 199ZM140 198V199H139ZM225 198V199H224ZM93 199H96V200H93ZM98 199V200H97ZM229 199V200H228ZM257 199V200H256ZM92 200V201H91ZM166 200V201H165ZM176 200H177V202H176ZM263 200V201H262ZM87 201H88V203H87ZM91 201V202H90ZM95 201H98L99 203H98V205H97V202H95ZM124 201H126V202H124ZM170 201V202H169ZM179 201V202H178ZM259 202V203H257V202ZM94 204H93V203ZM127 202H129V203H127ZM151 202V203H150ZM172 202V203H171ZM224 202V201H223ZM263 202V205L261 204ZM95 203H96V207H95ZM155 203V204H154ZM167 203V204H166ZM224 203H227V202H224ZM90 204V205H89ZM91 204H92V206H91ZM113 204H116L115 206L113 205ZM131 204V205H132ZM159 204V205H158ZM181 204V205H180ZM184 204V205H183ZM169 206V207H168ZM184 208V209H182V207ZM88 207H90V209L91 210H88L89 208ZM92 207V208H91ZM154 207V208H153ZM157 207V208H156ZM187 207V208H186ZM207 206H205V208H206ZM115 208V209H114ZM118 208V210H117V213L115 212L116 211V209ZM152 208V209H151ZM2 209H4V208H1L0 207V214L3 212L2 211ZM94 209V210H93ZM99 209V210H98ZM131 209V210H132ZM156 209H158V210H156ZM167 209H169V210H167ZM172 209V210H171ZM194 209V211H192ZM96 210V211H95ZM119 210H122L121 212L119 211ZM166 210V211H165ZM91 211H92V213H91ZM94 211V212H93ZM97 211H98V213H97ZM119 211V212H118ZM135 211V212H134ZM159 211H160V213H159ZM171 213H170V212ZM255 211V212H256ZM113 212V213H112ZM123 212H125V213H123ZM168 212V213H167ZM185 212H188V214H186ZM192 212V213H191ZM262 212H260V213H262ZM89 213H91V214H89ZM94 213V214H93ZM112 213V214H111ZM121 214V217H120V214ZM170 213V214H169ZM259 213V214H260ZM87 214V215H86ZM95 214H96V216H95ZM137 214V213H136ZM160 216H159V215ZM174 214V215H173ZM193 215V218H192V216L191 215ZM259 214H257V215H259ZM264 214V213H263ZM90 215V216H89ZM91 215H92V217H91ZM101 215V216H100ZM110 215V216H109ZM130 215V214H129ZM149 215V216H148ZM191 217H190V216ZM195 215V216H194ZM196 215H198V216H196ZM262 215V214H261ZM261 215H259L258 216V218H260V220H262L263 222L262 223H264V219H263V216H261ZM1 216H3V213L0 215V220H1ZM99 216V217H98ZM114 216H116V217H114ZM124 216V217H123ZM240 216V215H239ZM88 217H91V218H89V219H87ZM96 217H98V218H96ZM102 217V218H101ZM120 217V218H119ZM166 217V218H165ZM183 217V218H182ZM197 217H199V218H197ZM241 217V216H240ZM256 217V218H255ZM94 218V220H92ZM106 218V219H105ZM113 218V219H112ZM121 218H122V220H121ZM142 218V220H141V222L144 220L145 222H140V219ZM176 218V219H175ZM190 218L192 219V220H190ZM195 218L196 219H198L197 221H194L195 220ZM109 219V220H108ZM117 219H119V220H117ZM123 219H124V221H123ZM131 219V220H130ZM138 219H139V221H138ZM148 219V220H147ZM165 219V220H164ZM171 219V220H170ZM173 219V220H172ZM181 219H182V223L180 224L179 222H181ZM86 220V221H85ZM92 220V221H91ZM101 220V221H100ZM105 220V221H104ZM112 220V221H111ZM127 222H126V221ZM128 220H130L129 222H128ZM168 220V221H167ZM169 220H170V223H169ZM175 220V221H174ZM189 220H190V222H189ZM111 221V222H110ZM117 221H118V223L120 222V224H118L117 223ZM138 222V224L136 225V222ZM155 221V222H154ZM177 221V222H176ZM192 221V222H191ZM241 221H242V219H241ZM244 221V220H243ZM5 222H7V221H5ZM9 222V221H8ZM95 223V225L94 224H91V223ZM134 222H135V224H134ZM152 222V223H151ZM159 222V223H158ZM166 222V223H165ZM168 222V223H167ZM195 222H197L196 224H194ZM205 222H207L206 224H208L209 225V228H208V225H204V223ZM250 222V223H249ZM81 223V222H80ZM86 223H88V224H86ZM99 225H98V224ZM128 223V224H127ZM129 223H130V225H129ZM140 223V224H139ZM145 224V226H144V224ZM174 223V224H173ZM233 223H235V224H233ZM5 224V223H4ZM81 224V225H82ZM84 224H85V226H84ZM111 224V225H110ZM155 224V225H154ZM159 224V225H158ZM176 224V225H175ZM230 223H229V221H228V225H229ZM239 224V223H238ZM237 224V225H238ZM247 224H248V226H247ZM6 225V224H5ZM4 225V227L6 228L8 225H9V223L5 226ZM87 225H89V227L87 226ZM94 225V226H93ZM104 225V226H103ZM107 225V226H106ZM122 225V226H121ZM138 225H139V227H138ZM190 225V226H189ZM192 225V226H191ZM256 225V226H255ZM102 228H101V227ZM117 226V227H116ZM121 226V227H120ZM141 226V227H140ZM164 226V227H163ZM166 226V227H165ZM168 226V227H167ZM176 226H178V227H176ZM194 226V227H193ZM206 228H205V227ZM259 226V228H261ZM3 227V230L5 231V230H7V229H5ZM91 227H93V228H91ZM97 227V228H96ZM111 227V228H110ZM123 227V228H122ZM125 227V228H124ZM174 227V228H173ZM181 227V228H180ZM199 228L200 230H201V232H200V230H198L197 228ZM244 227V228H243ZM89 228H91V230H89ZM100 228V229H99ZM105 228V229H104ZM110 228V229H109ZM115 228V229H114ZM119 228V229H118ZM130 228V229H129ZM137 228V229H136ZM138 228H140L141 229V231H140V229H138ZM153 228V229H152ZM156 228V229H155ZM158 228V229H157ZM177 228H179V229H177ZM193 228H196V230H198V234L199 233H202V234H199V235H201V236H196L197 238L195 239V242H196V245H194L195 244V242H193L192 240L193 239H191L190 241H188V243H187V240L188 239H190V238H193V237H188L189 236V234L190 233H192L193 232ZM228 228V227H227ZM236 228H237V230H236ZM264 228V227H263ZM8 229H9V231H11V230H13V229H11L10 230V228L8 227ZM133 230V232L132 231H130V230ZM166 229V230H165ZM193 229V230H192ZM220 229V230H219ZM247 230L246 232H248V235L246 236V232L244 231V230ZM88 230V231H87ZM93 230H96L97 232H95V231H93ZM100 230H105L104 232L105 233H103V231H101V232H99ZM121 230V231H120ZM155 230V231H154ZM160 230V231H159ZM164 230V231H163ZM174 230H176V232L174 231ZM240 230H243L244 232H240ZM259 230V229H258ZM8 231V232H9ZM93 233H92V232ZM122 232V231H125V232H122L121 234H120V232ZM181 231V232H180ZM192 231V232H191ZM225 231L228 233V235L230 236V238L232 239L233 238V242H231V239H229L230 241H228L227 242V240H228V238L229 237H226V236H224L223 237V234H225ZM240 233H239V232ZM88 232V233H87ZM90 232V233H89ZM107 232V233H106ZM111 232V233H110ZM117 233V234H119L118 236L119 237H115L114 239H117L115 242L117 243V245L115 244V245H113L114 244V241L112 240L113 238V234L114 233ZM127 232H129V233H127ZM142 232V233H141ZM160 232V233H159ZM167 232V233H166ZM173 232H175L176 233V235L173 233ZM178 232H179V234H178ZM195 232H197V231H195ZM98 234V235H96L95 236V234ZM127 233V234H126ZM138 233V234H137ZM157 233V234H156ZM208 233V234H207ZM211 235H210V234ZM235 233V234H234ZM243 233H245V234H243V237H244V235H245V241H244V239H243V242H244V244H243V246H240V245H242L241 243H243V242H241V240H242V234ZM255 233V234H254ZM123 234H125V235H123ZM129 234V235H128ZM155 234H156V236H155ZM164 234V235H163ZM166 234V235H165ZM184 234V235H183ZM195 234V233H194ZM206 234V235H205ZM240 234V235H239ZM130 235H132V236H130ZM163 235V236H162ZM170 235H172L171 237H170ZM173 235H175V236H177L176 238H174L173 237ZM193 235V234H192ZM191 234H190V236H192ZM212 236V238H211V241L213 242H215L217 239L216 238H218V241L221 239V243H220V241H219V243L222 245V246H220V248H223V247H225V244H226V242H227V244L228 243H230V245H231V248H230V250L232 249V251H231V253L232 254H230V255H228V256H230L231 257V255H232V258H231V260L230 259H228V261H227V257L226 256H223L222 254V256L221 257H219L220 256V254H217V255H215L216 253H213V252H211V250H212V248H213V244H214V246H215V244H216V246H218L219 244L217 243V242H215V243H211L210 242V246L209 245H207V244H205V243H208L209 241H210V238H209V240H208V236ZM213 235H215V236H213ZM227 235V234H226ZM227 235V236H228ZM95 236V237H94ZM102 236V238H104ZM115 236V235H114ZM134 238V237H136L135 239H132L131 240V238ZM159 236V237H158ZM166 236V237H165ZM181 236H183L182 237V239L180 238ZM194 236V235H193ZM204 236H207V237H205L204 238ZM236 237L237 236V238H234V237ZM239 236H241V238L239 237ZM6 237H8L7 236V234H6ZM87 237V236H86ZM121 237V238H120ZM127 237V238H126ZM129 237V238H128ZM170 237V238H169ZM200 237V238H199ZM225 237L227 238V240H226V242H225ZM246 237H247V239L249 240H247L246 239ZM250 237V238H251ZM94 238H95V241H94ZM123 238V239H122ZM124 238H125V241H124ZM146 238V239H145ZM151 238V239H150ZM168 238L170 239V240H168ZM174 238V239H173ZM195 238V237H194ZM240 238V239H239ZM185 239H186V241H185ZM223 239V240H222ZM236 239V240H235ZM254 239V238H253ZM90 240H92V241H90ZM129 240V241H128ZM141 240L142 241H144V242H142L141 243ZM165 240H167L168 242H165ZM177 240H179V241H177ZM206 240V242H202L201 243V241H205ZM255 240V239H254ZM84 241V242H85ZM118 241V242H117ZM173 243V245H172V243ZM208 241V242H207ZM223 241L225 242V244H223ZM237 241H239V243L237 242ZM250 241H251V243H250ZM86 242L84 243V247L87 245L86 244ZM140 242V243H139ZM149 242V243H148ZM170 242V243H169ZM174 242H176V243H174ZM186 244H185V243ZM237 242V243H236ZM249 243V249H251V246H252V249L251 250H249L248 249V246H246L245 247V245L246 244H248ZM92 244V246L93 245H95L94 247H96V245H98V244ZM122 243V244H121ZM147 245H146V244ZM232 243H234V244H237L236 246L234 245V249L235 248H241L239 251H234V249L232 248ZM246 243V244H245ZM252 243H254L253 245H252ZM120 244V245H119ZM123 244H124V246H127V248L125 247L124 248V246H123ZM127 244V245H126ZM128 244L129 245H131V246H128ZM141 244H142V246H144L145 247V250L144 251H142L141 249L143 248L142 246H141ZM167 244V245H166ZM205 244V245H204ZM218 244V245H217ZM255 244V249H257L256 251H259V260L258 261H254V260H256L255 258H253L254 260V263H259V262H261L262 261V263H264V256L262 255L263 253H261V249H260V245L261 244H259L258 246ZM89 245H87L89 248H90V246ZM106 245V246H107ZM110 245H111V248H110ZM136 245H138V246H136ZM146 245V246H145ZM151 247H150V246ZM185 245H187V246H185ZM193 245L195 246V247H193ZM201 245H202V247H201ZM206 245L209 247H206ZM240 247H239V246ZM115 246V247H114ZM121 246V247H120ZM135 246V247H134ZM141 246V247H140ZM148 246L150 247V249H148ZM229 246V245H228ZM228 246H226L224 249L226 250L227 249V247ZM94 247H92V248H94ZM99 247V248H100ZM118 247H120V248H118ZM123 247V248H122ZM132 247H134V248H132ZM138 247V248H137ZM140 247V248H139ZM171 247H170V249H171ZM199 247V248H198ZM204 247H206V248H204ZM243 247V248H242ZM86 248L85 247V250L87 249V252H89V250H91L89 253H93L92 255L90 254L89 256L87 255V256H85V258L83 257L82 259H87V260H89V258H90V261L92 260V261H94V262H97L98 264H99V262H101V260L102 261H104L106 258H101L102 256H100V255H97V247L96 248H94L93 250H92V248ZM115 248H116V250H115ZM118 248V249H117ZM130 248V250H128L127 251V249H129ZM137 248V249H136ZM174 248L172 249V250H174ZM176 248H178V249H176ZM194 248V249H193ZM228 248V249H229ZM89 249V250H88ZM106 249V250H107ZM132 249H134L136 252H134V250H132ZM144 249V248H143ZM146 249H147V252H146ZM158 249V252L155 254L156 256L158 255V254H160L161 252L163 253L164 251H162L161 249V252H160V250ZM192 249H193V251H192ZM199 249V250H198ZM242 249H244L245 251H246V253H247V251L249 252L247 255H246V253H245V251H242ZM246 249H248V250H246ZM254 249V250H255ZM260 249V250H259ZM264 249V248H263ZM263 249H262V251H263ZM96 250V251H95ZM118 250V251H117ZM138 250L139 251H141V252H138ZM164 250H166V249H164ZM171 250V252H173ZM191 250V251H190ZM194 250H197L196 252H197V254L196 253H194ZM221 250V252H224V253H227V252H225V250H223L222 251V249H220ZM114 251H116V252H114ZM120 251H121V253H120ZM124 251V252H123ZM127 251V252H126ZM129 251H130V253H129ZM131 251H133V252H131ZM168 251H170V250H168ZM179 251V252H180ZM214 251V250H213ZM226 251H228V250H226ZM234 251V252H233ZM250 251H252V252H250ZM85 252V254H87V252L86 251H84ZM95 252V253H94ZM109 252V251H108ZM119 252V253H118ZM127 254H126V253ZM194 254H196V255H193V253ZM200 252V253H199ZM215 252V251H214ZM216 252H218L217 250H216ZM220 252V253H221ZM244 252V254H242ZM98 253H100V250H99V252ZM123 253H124V256H123ZM145 253V254H144ZM161 253V254H162ZM164 253H166V251L164 252ZM211 253H212V256H211ZM234 253V254H233ZM130 254V255H129ZM141 254H142V256H141ZM143 254L146 256H143ZM154 254V253H153ZM94 255H96V256H98L97 258H94V257H96V256H94ZM118 255V256H117ZM147 255H150V254H147ZM165 256H166V254H164ZM186 255V256H187ZM227 255V254H226ZM123 256V257H122ZM131 256V257H130ZM156 256H154V257H156ZM191 256H194V257H191ZM88 257V258H87ZM91 257H93V258H91ZM99 257H100V259H99ZM120 258V260H119V258ZM190 257V258H189ZM201 257V258H200ZM229 257V258H230ZM3 257H1V259H2ZM75 258H77V257H75ZM127 258V259H126ZM128 258L130 259V260H128ZM153 258V257H152ZM163 258H164V256H163ZM212 258L214 259H216V261L218 262V263H215L216 261H214V260H212ZM219 258V259H218ZM0 259V260H1ZM94 259V260H93ZM97 259H99V260H96ZM121 259H122V262H121ZM125 259V260H124ZM133 259V260H132ZM136 259H135V261H136ZM149 259H151V258H149ZM198 259H200V260H198ZM207 259V260H206ZM210 259V260H209ZM243 259V260H244ZM262 259V260H261ZM87 260H85V262H87V263H85V264H90V263H88V261ZM151 260H154V259H151ZM156 260H157V257L155 258V260L152 262V263H156ZM106 261H107V259H106ZM106 261H104V262H106ZM130 261H132V262H130ZM134 262V264H136V263H138V262ZM147 261H149V260H147ZM146 261V262H147ZM160 260L158 259V263H160L159 262ZM161 261H165V260H161ZM208 261H212L211 263L210 262H208ZM242 261V260H241ZM78 262V258H77V260L75 261V264ZM94 262L93 263H91V264H94ZM104 262H101L102 264L104 263ZM110 262V261H109ZM115 262H111V264H115ZM124 262H126V263H124ZM166 262V261H165ZM183 262H181L180 261V263H182V264H184ZM199 262V263H198ZM233 262H231V263H233ZM239 261H236L235 263H237V264H239L238 263ZM244 262V261H243ZM100 263V264H101ZM154 263V264H155ZM235 263H233V264H235ZM257 263V264H258ZM117 264V263H116ZM151 264V263H150ZM157 264V263H156ZM160 264H162V263H160ZM164 264V263H163ZM166 264V263H165ZM168 264V263H167ZM187 264H189V263H187ZM220 264V263H219ZM240 264H242V263H240Z\"/></svg>", "mask_w": 264, "mask_h": 264}]
</instances>
